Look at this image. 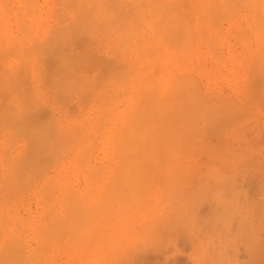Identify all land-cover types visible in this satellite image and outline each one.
<instances>
[{
	"label": "rangeland",
	"instance_id": "374dc122",
	"mask_svg": "<svg viewBox=\"0 0 264 264\" xmlns=\"http://www.w3.org/2000/svg\"><path fill=\"white\" fill-rule=\"evenodd\" d=\"M0 1H1L0 2V22H1L0 23V46L3 45L2 49L5 50L4 52L1 51L2 53L0 52V88H1L0 89V111L3 110L4 106L6 107V108L4 107L5 109L0 112V113L3 112V114L5 113V115L2 114L3 116L0 117V122H1L0 123V193H1L0 194V202L3 200L2 204L0 203V205L3 206V207L0 206V220H1L0 226H4L6 224H9L11 226V223H12V221L14 223V220H15V222H16V220H19V221L24 220L22 222L20 221L21 225L18 223L19 221L16 222L19 224V226H18V224L17 225L15 224V225L17 226L18 230L20 228L23 231V233H25V240H24L23 236H19L21 233H18L19 235L17 234V232L15 231L16 228L14 229V227L9 226V228H13V230L16 232V233H14L16 236L21 237L19 239H17V237H15V239H14V237H13L14 234L12 235V233L14 231L11 229V231H12L11 232L10 229L7 228L8 225H6L7 226L6 228L0 227V232L2 231V234L0 233V251H3L4 250L3 248H5V253H4V251L0 252V258H1V256L3 257L1 260L7 259L9 261L14 260L17 262L19 260L18 257L19 256L21 257L22 254L21 255L17 254L18 255L17 256L16 253H21V252H23L22 250H24V253L26 252L27 254H23L24 255L23 258L27 259L31 256V255H28L29 253L30 254L34 253L33 256L36 254L35 256L37 257V258L34 257V258H36L35 263L38 262L39 264H78V263L79 264H86V263H84V261L88 262L87 260H91V262L89 261L88 264H94V263H97V264H99V263L100 264L101 263L102 264H264V68L262 69V67H264V64H262L263 63L262 61H264V52L261 53L262 49L264 50V45H262V43L260 42V41L264 40V29L262 28V27H264V18H263L264 9L261 6V5H263V7H264V0H263V3H262V1L260 2V0H257L260 2L261 5L256 4L259 2H257L256 0H253V2L255 1L256 3L255 2L253 3V6H255V7L252 6L251 9L248 8L249 7L248 6L249 0H246L247 2H245L243 0L242 1L243 4H241L239 2L240 0H234V2H232L233 0H231L230 2H232V5H230V7H233V8H228L229 5H225V3L227 2L226 0H224V1L222 0L224 2V5L222 4V2H220L221 0L220 1L214 0V2L216 1L215 2L216 7L214 8V11L215 12L217 11V13L219 12L221 15H223L222 18H220V20H218V18H216V16H214V15H213L214 18L213 17L210 18L212 16V13L214 14V11L211 12L214 5L213 4L210 5L209 3H211L213 0H205V1H201V0H186V1L185 0H157V1L156 0H149V1L143 0V5H142L141 0H133V1L132 0H119V2L117 0H115V2L113 4H112V2L110 3V0H108V1L105 0V2L107 1V5H108V3H110V6L112 5L111 8L109 6L107 9H106V5H105L106 3H104V0H97L98 1L97 3H99L100 5L97 4L96 1H94L95 3H93V1H92V3L95 4V8H94V6H92L91 2H87L89 0H82L83 4L82 5L78 4L79 7L77 6V9L74 7H75V5H77V3L81 2V0H79L77 3L75 0H73V1H75L74 5L70 1V3L73 6L72 7L73 8L72 9L73 14L74 13H82L81 8H83V10H85L87 8H88V11L91 10L92 16L95 19L92 16H89V18L92 17L94 19V21L96 22L95 23L93 21V24H95V29L98 28V30H97L98 32L94 29V27L91 26L92 28H90L91 23H85L84 20L86 19V17H88L87 13L83 12L84 15L83 14L80 15L82 17L85 16V14L87 15L86 17H83L84 20L80 18L79 22L81 24L80 23L77 24L76 23L77 20L75 21V24H74V22L72 23V21H74L73 20L74 17L71 15L72 13L66 12L65 7H62V5H65L63 0H61V1H59V0H57V1H55V0H53V1L52 0H37L36 4L31 3V2H33V0L32 1L28 0L26 2H29V5H28V6H30L29 8L26 5L28 3H26V4L20 3L21 1H19V0H8L10 2H8L6 0H4V1L0 0ZM11 1H12V4H10ZM62 1H63V3H61ZM112 1H114V0H112ZM116 1L118 2V4H115V3H117ZM136 1H137V3L136 4L134 3L135 5L131 4L132 2H136ZM22 2L25 3V0H22ZM56 2L62 4V5L58 6L59 8L61 7L60 9L65 8L63 13L66 14L65 16L67 18V22H69L71 27H69V25H67L68 23L65 21L66 18L62 16L63 13L61 14V16L65 19L63 21H62L61 17H58L57 19L60 18V20H61V21L59 20L60 23H63L65 21V24L63 23L61 25V24H59L58 20L54 19L56 17L55 16L56 13H59V11H60L57 8L58 3L56 4ZM65 2H66V0H65ZM207 2H208V4H207ZM2 3H3V5L6 4L7 7L5 5L6 8L3 7L4 9H2L1 8L3 6ZM18 3L20 5V7L18 6ZM84 3H85L87 8H84L85 7ZM154 3H156V5ZM233 3H235V5H233ZM244 3H247V4H244ZM250 3H252L251 0H250ZM8 4H10V5H8ZM149 4H151V5H149ZM152 4H154V5L152 6ZM161 4H163L165 7ZM190 4L192 7L190 6ZM53 5H55L56 7ZM80 5H81V8H80ZM104 5H105V12H107L106 10L109 11V16H108V12L106 13V15L104 14L105 12L103 13L104 7H102V6H104ZM114 5L115 6L118 5L117 6L118 8L120 7L119 5H121V6H123L121 8V10H123V8H125V9L123 10V12L120 10L121 14H118V13H120V12H118L119 9L114 7ZM124 5H125V7H124ZM127 5L130 7H128ZM208 5L211 6V8H209V9H211L210 11H207ZM141 6L143 7L144 10H142ZM148 6H151V7H148ZM202 6H203V10H202ZM259 6H261L260 8H262L263 13H262V11H260V12L258 11V10H260ZM23 7L25 8V10H23L24 9ZM33 7H35V9ZM68 7H70V6H68ZM113 7H114V9L117 10V13L115 12V10H113ZM158 7H160V8H158ZM223 7H225V8L223 9ZM27 8H28V11L26 10ZM31 8H32V10H31ZM53 8H55V9H53ZM56 8H57V10H56ZM152 8H154V9H152ZM180 8H183V9H180ZM221 8H222V10H221ZM69 9H71V8H69ZM111 9L114 11V13H116L118 15L117 16L115 14L113 15V12L111 11ZM130 9H133V10H130ZM150 9H152V11H150ZM158 9H160V10H158ZM168 9H170L171 12L173 11V14L178 15L177 17L180 19L179 20L176 19V20H178L179 22L180 21L182 22L183 20L185 21L188 19L186 21V24H185V22L184 23L182 22V24L183 25L188 24L187 27H189L190 28L189 30H191V31L189 32V30H188L187 32L191 33L190 34L192 36L191 40H190V38H191L190 35H189L190 38L186 37L188 34H186L185 32H186V29H188V28L185 26L186 27L185 32L182 31L180 29L182 26L179 25V22H177L174 19L175 15L172 16L173 14H171L172 17L169 18L170 17V15H169L170 11ZM218 9H219V11H218ZM2 10H5V11H2ZM74 10H75V12H74ZM77 10H79L81 12H78ZM128 10L131 14L128 13ZM163 10H165L164 12L167 15H165L164 12H161ZM194 10L197 11V14ZM205 10L207 12H205ZM224 10L225 11L228 10L227 13L228 12L229 13L227 14ZM30 11H32V13L34 12V14H32V13L30 14ZM193 11L195 12V14ZM28 12H29V14H28ZM110 12H111L112 16L110 15ZM51 13H53V15L55 14L54 17H53V15H51ZM122 13H124V16L127 20H128V17L130 19L131 16L132 17L135 16L137 18V20L134 17L135 21H132L131 23H129V25H127V27L125 25H123L126 28H122L120 25L118 26V24H121V22L119 23V21H118L119 18H121V17H118V16H123ZM127 13H128V17H127ZM256 13H258L257 15L259 17L258 16L257 17L259 19H257ZM132 14H134V15H132ZM149 14H150V18H151V16L153 18V19L151 18V21H150L151 23L147 22L148 21L147 19L149 18ZM245 14H247L248 16ZM18 15H19V20L16 18ZM143 15L145 16V18ZM198 15H199V17H195ZM207 15H209V16H207ZM221 15H220V17H221ZM250 15L255 21L257 19L258 22L256 21L257 22L256 24L259 26L260 30L257 29L258 26L255 24V22L253 23V19L250 17ZM58 16H60V15H58ZM166 16L169 19H167ZM181 16H182V18H181ZM244 16H245V19L247 18V21H245ZM38 17H40V19ZM116 17H118V18H116ZM208 17L210 19H212V21L209 20ZM255 17H256V19H255ZM123 18L124 17H122L121 20ZM138 18H139V20H138ZM150 18H149V20H150ZM196 18H198V20L200 19V21H201L200 24H198L199 21H196L197 20ZM53 19L56 21L54 22ZM98 19H99V21H98ZM164 19L167 20V21L165 20V23H164ZM9 20H10V22H9ZM87 20L89 21L90 19H87ZM130 20H133V18H131ZM221 20H222V22H221L222 25L220 24ZM250 20H252V22ZM45 21L47 23H45ZM110 21H111V23H108ZM124 21H126V20H124ZM136 21H137V24H133ZM141 21L142 22L144 21L145 23L143 22V24H142ZM209 21L210 22L216 21L217 24L209 23ZM260 21H261L262 27L259 25ZM18 22H19V24H17ZM21 22L26 27L24 25H22ZM40 22H42V24H40ZM101 22H103L105 24H103ZM172 22L176 23V25ZM20 23H21V25H20ZM148 23L150 24V26L147 25ZM168 23L172 24V26H169L170 24H168ZM201 23L203 24L204 28L202 27ZM218 23L221 26L218 25ZM45 24L49 25L48 30L49 29H54V30L53 31L49 30V33H48V31L45 30L48 26L45 27ZM84 24H85V26H88V25L89 26L85 27ZM111 24L117 25L116 28H115V26H113V31L116 34H118V36L110 29H108V31L109 30H110L109 32L112 31L111 33H109L107 30H105V31H107V34L103 33L104 30L102 31V28L104 29V27L106 25H109V26H106L105 28H107V27L110 28ZM166 24H168V25H166ZM210 24H213V25H210ZM244 24H246V25H244ZM247 24L249 25V28L251 27L250 29H248ZM131 25H132V27H131ZM214 25L216 26L215 27L216 29L218 28L217 26L221 27V28H219L220 30H218L219 32L217 31L218 33L215 32L216 30L214 28ZM243 25L245 27H243ZM59 26H60V29H59ZM82 26H83V28H82ZM96 26H98V27H96ZM136 26H137V28H136ZM174 26L176 28L178 27L177 28L178 30ZM179 26H180V28H179ZM212 26H213V28H212ZM38 27H40V29ZM155 27H156V30H155ZM159 27H161V28H159ZM24 28H25V30H24ZM77 28H78V30H77ZM133 28H136L137 30L140 29L141 31L139 30V31H137V34H135L136 31ZM150 28H152V30ZM201 28H203V29H201ZM244 28L247 29L246 30L247 32L244 31L245 30ZM72 29L75 30L76 32L73 31ZM83 29L84 30L85 29L90 30L89 32H92V34H94L96 36L94 37V36H92V34H90V33L88 34V31L87 30L83 31ZM26 30H27V32H26ZM39 30H41V31L39 32ZM55 30H56V32H55ZM173 30H175V31H173ZM176 30H177V33H176ZM201 30L202 31L204 30V33H202ZM24 31H25V34H24ZM50 31L52 32V35H53V33H55L54 34L55 37L53 36L54 38H52ZM100 31L102 33H100ZM118 31L121 33L120 36H122L123 39H124V37H126V38L128 37L125 35V33L127 35L128 34L129 35L134 34V35H132L133 38L130 36V39H129L130 41H127L128 40V38H127V40L124 39L125 41L123 40V42H122V41H120L122 39H119L120 36H119ZM142 31H143V33L140 34ZM152 31L153 32L155 31L154 32L155 34L152 33ZM233 31L236 33L235 35L233 34L234 33ZM252 31H253V33H252ZM71 32H73V33H71ZM77 32H79L81 34L78 33V35H77ZM172 32H173V34H172ZM178 32L180 34L182 33L183 36L182 35L179 36ZM258 32H260V33L263 32V33L258 34ZM67 33H68V36H70V37L67 36ZM83 33H84V35H87V34L88 35L82 36ZM85 33H87V34H85ZM164 33H166V34H164ZM229 33L232 34V35L230 34V36H232V37L229 36ZM239 33L241 35L243 34L245 36V37L244 36L241 37V35H240L239 38H241L242 42H243V40H246L247 35L250 36V39H249L250 42H247L248 39H247V41H245L247 45H243V44H245V42H243V44H241L240 41H237L239 38L237 39L235 37H237L236 36L237 34L239 36ZM152 34H154V36H152ZM201 34L203 35V37H201L202 36ZM217 34H218V36H217ZM74 35H75V37H74ZM97 35L100 37H98ZM155 35L157 38L155 37ZM170 35H173V36H170ZM205 35L208 39L205 37ZM66 36H67V38H66ZM159 36H160V38H159ZM169 36L171 39L169 38ZM85 37H86V39H85ZM142 37H143V39H145L148 42L143 40ZM174 37H176V38H174ZM6 38H8V40H6ZM15 38H17L18 40L17 39L15 40ZM36 38H37L38 42H37V40L35 41ZM61 38H63V39H61ZM152 38H153V40H152ZM184 38H187L186 39L187 41L186 40L183 41ZM202 38L205 39V41L202 40ZM255 38H258V39L256 40ZM32 39H33V41H32ZM158 39H160V40H158ZM206 39L208 41H210V44H211V41H212V43L215 41L214 43H215L216 48H217L216 45L219 44L218 46L220 48L218 47L217 49H220V54L214 53V51L216 49L212 50L215 55L216 54L218 55V56L216 55L215 58H212V57H214V55L212 54L211 50H210L211 51L210 53L213 56L211 55V57H210V55L208 54L209 53L208 52L209 46H208V44H206V41H207ZM10 40L12 42L11 45L13 47L8 43V41L10 42ZM91 40H92V42H91ZM157 40H158V42H156ZM166 40L168 41V43L166 42ZM188 40H190L191 42ZM199 40H200V42H199ZM258 40H260V41H258ZM67 41H69V42H67ZM185 41L187 43H189V42L191 43V45H189L190 48H188V50L186 49L187 44ZM20 42H21V45H23V46L19 45ZM47 42H50V44ZM57 42H59V43H57ZM63 42H65V43H63ZM120 42H122V43L120 44ZM154 42L157 44H155ZM164 42H165V44H164ZM183 42H185V43H183ZM54 43H57V44H54ZM148 43L149 44L153 43V44L149 45ZM162 43H163V45H162ZM116 44H118V46L122 45V47L121 48L119 47V49H118L116 47ZM178 44H179V46H178ZM16 45H18V46H16ZM43 45H45L46 47H44ZM48 45H49V48H48ZM78 45H79V47L80 46H82V47L79 48ZM164 45H166V46L169 45L168 46L169 49L167 47H165ZM91 46H92V48H91ZM128 46H130V48ZM181 46H182V48H181ZM56 47H57V49H56ZM115 47H116V49H115ZM152 47L155 48L154 49L155 51L158 50L157 53L155 51L150 50V49H153ZM210 47L213 48V44H212V46L210 45ZM66 48H67L66 52L63 51ZM136 48H137L138 52L135 53V51H137ZM156 48H158V49H156ZM178 48H181V49H178ZM140 50H141V52H140ZM143 50L144 51L146 50V51L143 52ZM185 50H187V52H185ZM52 51H53V53H52ZM149 51L151 52V54ZM139 52H140V54H139ZM158 52H160V53H158ZM70 53H71V55H70ZM72 53L74 54V56L72 55ZM47 54H49V55H47ZM67 54L70 55V57L73 56V57H71L72 59H68L70 57H67L68 56ZM147 54H149V56ZM157 54H158V56H157ZM42 55H43V57H42ZM85 55L88 57H86ZM45 56H48V57H46L47 59L45 58ZM150 56H152L153 58ZM219 56H221V57H219ZM81 57H83V58H81ZM147 57L149 58V60L152 59V61L153 60L155 61V62L153 61V63H154L153 65H152V63L150 64L151 60L149 61ZM216 57H218L219 61L221 60L224 63H221V61H220L221 64L219 65V61L216 59ZM146 58H147V61H146ZM49 59H52V61ZM67 59L70 61H67ZM77 59H79V60H77ZM100 59L101 60L104 59L106 61L102 60V65H101ZM107 59L110 61L112 59L113 60L110 62L111 64L110 63L108 64V66L110 65V68L106 67L108 70L106 73V68H103L104 70L102 71L101 67H103L104 66L103 64L108 61ZM172 59H174V60L172 61ZM215 59H216V61H214ZM72 60H73V62H75L77 64L73 63ZM42 61H45V63H43ZM174 61L176 63H173ZM49 62H50V64H49ZM51 62L54 64H52ZM62 62H63V64L64 63H66V64L63 65ZM94 62L96 64H93ZM67 63H69V64H67ZM122 63H123V65H122ZM172 63L175 66H173ZM41 64H43V66ZM78 64H80L82 66H78ZM114 64L115 65L119 64L121 66V67L118 66L117 68L114 67L115 72H114V69L111 67V66H115ZM155 64H157V65H155ZM176 64L179 66L176 67ZM182 64H183V66L181 67ZM222 64H224V65L221 66ZM246 64H247V66H246ZM259 64H260V66H259ZM68 65H69V67L72 68V69H69V71H70L69 73H68V69H67ZM197 65L198 66L200 65L199 68ZM248 65L250 66L251 69L249 68ZM77 66L79 67V69ZM105 66H107V64ZM214 66H216V67H214ZM74 67H75V69H74ZM85 67L86 68L88 67L89 69L87 68V70H86ZM122 67H123V69H122ZM42 68H43V70H42ZM119 68H121L122 70ZM238 68H240V69H238ZM44 69H46V70L44 71ZM59 69H60V71H59ZM118 69H119V72L123 71L125 73L127 71V75L129 74L128 79H127V76L125 78L123 77L124 79H127L126 80L127 81L126 87H128V88H126V89L124 87L125 83L122 82V81H125L122 78V76L123 75L125 76V74L122 75V72H120V74H119ZM63 70H64V72H62V74H61V71H63ZM74 70H76L77 72ZM259 70H261V71H259ZM128 71H130V73L132 75L130 73H128ZM251 71L253 72L252 74H250ZM57 72H60V74ZM71 72H72V74H70ZM101 72H104V73H101ZM108 72H110L109 73L110 77L104 75V74L107 75ZM116 72L118 74H116ZM155 72L156 73L158 72V74H155ZM238 72H240V73L238 74ZM262 72H263V74H262ZM254 73H256V75ZM258 73L260 75L259 77L257 75ZM248 74L250 75V78H252V79L249 80ZM14 75H15L16 79L15 78L13 79ZM120 75H122V76H120ZM184 75H190L191 79H193V81H194V82L192 81V85H190L191 81H189L191 79L187 80L188 77L186 79ZM9 76L11 77V79ZM46 76L48 78H46ZM71 76H72V78H71ZM103 76H105V77H103ZM129 76L131 78H129ZM173 76H174V78H176L177 76L178 77L180 76V78L182 77L180 79L182 82H180V80H178L179 78L174 79ZM255 76H257V77H255ZM49 77H51V78H49ZM54 77H56V79H58L57 77H60V78L65 77V79L64 78L63 79L65 81L68 80L67 83L72 81V83H73V88H71L72 90H70V87H72V86H70V84H72V83L68 84L70 87L63 86L64 87V89H63L61 87L65 81L62 80L63 83H61L60 82L61 79L59 78L58 83H57L56 79L52 80V78H54ZM68 77L71 81H69ZM183 77L185 80H187L189 82L190 86L187 85L188 82L187 81L185 82ZM81 78H83V79H81ZM106 78H108V79L111 78V81L107 80L110 83H107ZM136 78L137 79L141 78V79L136 80ZM258 78H259V80H257ZM5 79H7V80L9 79L8 85H7V80H5ZM47 79L48 80L50 79V80L48 81ZM72 79H75V80H72ZM116 79H118L120 81L122 79V81L120 83H123L124 86H122V84L120 85V83ZM172 79H174L173 84H175L176 80H177V84H175L177 86L172 85ZM200 79H201V81H200ZM103 80H104V82H103ZM113 80H116L117 82L115 83V81L113 82ZM146 80H148V82ZM253 80L257 83H255ZM52 81L54 82V84ZM137 81L141 82L142 84L140 83V85H139ZM251 81H253V83H254L253 87H252V85H250V84H252ZM260 81L262 82L261 84H260ZM84 82H86V83H84ZM149 82L151 85H153L152 87L155 88L154 90L152 88V91L153 92L155 91L154 100L151 98V97H153V95H152L153 92L148 94L149 92L147 93V90L144 91L145 90L144 88L147 85H148L147 86L148 90H151V88L149 89V87L151 85L149 86V84H147ZM9 83L15 85V86H13V85L12 86L15 88V90H17V92H18V90L20 91L19 93H21V94H19V93L17 94V92H16L18 97H16V94H15V97L11 96L12 94H10V93H13V94L15 93L14 89H13L14 91L10 90V93H9V90L5 87V86H8V88H10L9 86L11 84L9 85ZM56 83H57V85H56ZM67 83H64V84L67 85ZM101 83H102V85H100ZM178 83H179V85H178ZM180 83H182V84H180ZM194 83H195V85L199 86L200 91L196 90L197 86L194 87V89L192 88ZM19 84H21L22 86H19ZM48 84L52 85V86L50 85L51 88L57 87L58 89L55 88L56 89L55 90L53 88V90H52V89H50V86ZM98 84L100 86H98ZM145 84H147V85L145 86ZM262 84H263V86H262ZM96 85L98 86V88H96L97 90L95 91L94 87H96ZM113 85H115V86L113 87ZM142 85L144 88L142 87ZM181 86H183V87H181ZM258 86H260L259 87L260 89L257 90ZM119 87H124L123 89H125L128 93L125 91V93L123 94L121 91L122 88L120 89ZM174 87L178 88V89H176L177 93H176V90L174 89ZM4 88H6L8 91H5ZM59 88H61V90H63L64 92L66 91L65 89H67V92H69V93H66V92L65 93L68 94L67 96L70 95L69 98L72 96L71 99H69L65 95H63V96L61 95V99H63V98L64 99L60 103L61 99L58 100V97H57L58 92H56L57 90L58 91L60 90ZM76 88L79 89L80 92L77 93V91L75 92V90H73ZM117 88H119V89H117ZM185 88L188 89V91ZM190 88H191V90H190ZM10 89H12V88H10ZM168 89L169 90L172 89V92L171 93L169 92L170 95H169V93H167V91H169ZM183 89H184V91H183ZM25 90H27V91H25ZM83 90H84V93L87 95V97L85 96V94L80 95V93H82ZM179 90L181 92L183 91L182 94L187 92L186 93L187 95L184 94L185 95L184 96L181 94L182 95L181 96L179 93L180 92ZM73 91L75 93H73ZM55 92L57 93L56 96H55V94H56ZM64 92L60 91V93H64ZM94 92L96 94H94ZM108 92H109V94H106ZM123 92H124V90H123ZM194 92H195V94H194ZM25 93L27 94L26 97L24 95ZM92 93L94 95H92ZM145 93H147V94H145ZM125 94L128 96H126ZM175 94H176V96H177V94L180 95V96L178 95V97H177V101L179 100L178 102H180V103H177L176 100H173V98H176ZM200 94H202V95H200ZM7 95H10V97H7ZM50 95H51V97H50ZM129 95L132 96V98ZM167 95H169V96H167ZM19 96L23 99V100L20 99V102L23 101L25 103L22 102V104H21L19 102V100L17 101V99L20 98ZM23 96H24V98H23ZM31 96L35 98V101H37L36 104L39 103V105L37 104L38 105L37 108H39V106H41L40 108L42 109V104L44 105L43 107H45V108H43L42 110L39 109V110H41V112L43 110L46 111V109L48 108L49 111L50 110L52 111L53 114H51V115L53 117H51V116L43 117L45 114H46L45 116L49 115V114H47L49 111H46V112L43 111L44 113L43 112L42 113L37 112V116H36L35 111H38V110L32 108V107H34V108H36V107L33 106V104L31 105L32 101L34 100ZM58 96H60V94ZM64 96L66 97V99L68 98L70 101L67 100L68 102H66L65 101L66 99ZM80 96H82V97L85 96V98L83 99ZM188 96L189 97L194 96L195 99H193L194 97L188 98ZM198 96H200V97H198ZM102 97L104 99H106L107 102ZM202 97L205 99L206 102H203ZM55 98H57V99H55ZM79 98L82 100V102L86 100L87 103L82 104V102ZM101 98H102V100H101ZM170 98H171V100L174 101L173 103L174 104L176 103V104L174 105L171 102V103H169V104H171L169 107H164V108L169 109V110H166V111H168L166 116L167 115L168 116L172 115V117L174 116L172 118L173 120H171V118L169 117V119L171 120V123L175 122L173 124H175L177 126H178V124H176V123H179L180 125H182L181 127L174 126L171 123L169 125V122H170L169 120L160 121L162 119L161 118L162 115H159L158 113L161 112L160 109L161 110L164 109V108H162L163 105L161 102L164 101L163 103H165V100L168 101V100H170ZM181 98L183 100L186 99L185 101H186L187 106L189 104L188 107L191 106V108L186 107V104L184 103V101L183 102L180 101ZM199 98L200 99L202 98L201 99L202 101L201 100L199 101L198 100ZM9 99H13V100L9 101ZM108 99H109V101H108ZM6 100L8 101V103L10 102V105H12L15 112L17 111L18 108L21 107L19 104H21L23 106V107H21V109H18V111H17V112H20L19 110H21V114L15 113L16 115L17 114L19 115V116H17L18 118L16 117V115L14 113H13L14 114L13 116L12 115L8 116L9 112L11 111L10 110L11 108H8L6 106V103H7ZM77 100H79V101H77ZM99 100H101V102ZM132 100H133V102H130ZM140 100L142 103H143V101L146 102L147 100H149L148 101L149 104L153 103L152 105H154V109H150L151 105L149 106V104L146 105V103H143V105H142V107L144 106L143 107L144 109L147 107H148L147 108L148 110L150 109L149 111L146 109L147 112L150 114L149 115L146 112L147 119H149V120L146 119V116H144V119H143L144 114L142 115L141 112L145 113V111L143 110V108L141 106H140L141 111L139 109L140 116L138 114V111H136V109H138L139 104L141 103ZM150 100H151V102H150ZM189 100H191V101H189ZM193 100L194 101L198 100V101L194 102ZM35 101H34V105H35ZM63 101L65 102V105H62V104H64ZM71 101H73L74 103ZM69 102H71V103H69ZM109 102H110V104H108ZM168 102H170V101H168ZM168 102H167V105H168ZM191 102H193V103H191ZM58 103H60V104H58ZM181 103H184V104H182L183 107L180 105ZM216 103H219V104L216 105ZM29 104H30V106H29ZM101 104L102 105L104 104L105 106H102ZM111 104H114V105H111ZM144 104L146 105V107ZM197 104H199V105L197 106ZM206 104L209 107H211V109H209V111L207 109L208 106H206ZM210 104H212V105L214 104V105L210 106ZM7 105H9V104H7ZM82 105H86V106H82ZM107 105H108V108H107ZM159 105H161V106H159ZM172 105H174V107ZM200 105H202V106H200ZM1 106H2V109H1ZM24 106L27 109H28V107H29V109L32 108L31 110H29V109L28 110L30 112L31 111H33V112L30 113L28 110H26V108ZM109 106H111L112 108ZM199 106L201 107V109ZM170 107L172 110L170 109ZM181 107H182V109H181ZM217 107L219 110L217 109ZM222 107H224L223 108L224 110H222V111H224L225 113H227V111L229 113V111H230V113L225 114L223 112V114H225V115L224 116H223V114L221 115L222 111H220V109H222ZM22 108H24V111L22 110ZM74 108H75V111H78V112H75ZM109 108H111V109H109ZM151 108H153V106ZM174 108H176L177 112H176V110H173ZM205 108L207 109V112H205L206 111ZM213 108H215L216 110ZM70 109H72V110H70ZM190 109H191V111H190ZM198 109L200 112L198 111ZM130 110L137 112L138 116L134 112L132 115L135 114L134 116H136L138 119L140 117L141 121L143 119V121L141 123L145 124L144 127L147 126L148 123H149L150 127L153 125L152 123H154V125H156V126H154L155 127L154 129H156V130H154L153 128H149V126H147L150 130V133L152 132V130L154 132V133H152L153 135L151 134V137L154 136V134H155V136H158V137L154 138L155 140L153 139V137L148 139V140H153L154 143L157 141L156 148H159V149L155 150V148L153 146V148H154V150H153L152 147L150 146L153 151H156V153L155 152L152 153L153 151L151 152L152 156L154 154V156H153L154 160L152 158V161L148 160L149 157L146 158L145 155H143V154H146L147 156L150 155L149 150H146L149 147L144 148L145 145H144V147L142 146V144H143L142 142L146 141L147 137H146V139L141 138L143 140L141 142L140 141L141 139H139V140L137 139V137H136L137 135L135 133V130H130V127L128 130V131H133L131 133L132 134L134 133L135 136H133L134 134L132 135L131 133L129 134V132L128 133L126 132V130L128 129V126H131L130 122H129L130 118L132 116V115H129V112H131ZM182 110H183V112H182ZM202 110H204L205 114L203 113ZM214 110L216 111V114L213 112ZM22 111H23V113L26 111L25 112L26 115L25 114L23 115ZM51 111H50V113H51ZM150 111H151V113H150ZM79 112H82V113H79ZM169 112H170V114H168ZM197 112H198V114H197ZM232 112H233V115L231 114ZM11 113H12V111H11ZM33 113H34V116H33ZM107 113H108V115H106V116L108 118L106 116H103ZM164 113H165V111L160 113V114H164ZM237 113H238V115H237ZM80 114H81V116H80ZM175 114L177 115L178 118L175 116ZM190 114H191V116H190ZM100 115H102L103 117H101ZM196 115L198 117H196ZM211 115L214 116L215 118H212ZM4 116L5 117L7 116V118L3 119ZM11 116H12V119L15 116L13 119L14 122L10 118ZM134 116H133V118H134ZM158 116H159V118H158ZM166 116L164 114V116H162L163 119H165ZM186 116H189V117H186ZM218 116L221 118V120L218 119L219 118ZM232 116H233V118H232ZM27 117H28V119H27ZM50 117H51L50 120H52V118H53L55 120V122L57 123V126L55 128H56V130L59 129L57 131H58L59 137L61 136L60 138L58 137V135L56 137L55 133L57 131L55 130V128L54 129L50 128V127H52V126H50V121H49ZM152 117H153V120H151ZM175 117L177 119H179V117H180V120L178 121ZM199 117L202 119H200ZM216 117H218V118H216ZM30 118H32L31 121H30ZM45 118L48 119L49 123L48 122L47 123L49 125L46 123L47 119L45 120ZM97 118H100V120H101V118L103 119L102 120L103 123H101L100 126L105 124L104 127L102 129H99V124H98V127H97L98 131H97V128L95 127L97 132L94 130L95 128H93V130L97 134L96 133L94 134L93 132H87L86 130H89V128L91 129L94 126V124L96 125L98 123L99 119H97ZM137 118L132 119V121H131L132 124L133 123H134V125L136 124L135 127L138 126L137 123L140 122V119L138 121ZM154 118H155V121H154ZM206 118H208V119H206ZM2 119H3V121H2ZM18 119H21V120H19V121H21V123L17 122ZM42 119L45 120V122L44 121L43 122L45 124H47V128H48V126H50L49 128L51 130H49V128L43 129V127L39 126L40 125L39 123L42 122L41 121ZM158 119H160V120H158ZM166 119H168V118H166ZM192 119H193V121H191ZM212 119L213 120L217 119V121L216 120L213 121ZM224 119H226L227 121ZM4 120L6 121V123H5L6 126L4 124V122H5ZM35 120H36V122H35ZM100 120H99V123H100ZM134 120H136L137 123L134 122ZM196 120L198 121V123ZM206 120H207V122H206ZM208 120H210V122ZM7 121H8V123L13 122L10 125L12 127H13V124H16V125H14L15 129H13L14 127L10 128V126L7 125ZM145 121H147V122H145ZM151 121H153V122H151ZM55 122H53V123H55ZM185 122L187 123V126L189 128L186 126H183ZM216 122H218L219 124ZM227 122H228V124H227ZM22 123L24 126L26 123V126L25 127L21 126ZM35 123L37 125L38 124L39 125L38 126L36 125L37 130L34 131V133L36 134V132H37V134H39L42 130H44V132L40 133L39 134L40 136L36 134L37 135L36 137H34L35 134L32 133V136H33V138H32L31 133L29 131L30 130L29 127L31 128V130L33 132V130L36 129V126L34 125ZM42 123H41V125H42ZM53 123H52V125H53ZM191 123H192V125L190 126ZM143 124H142V126H143ZM193 124H194V128H193ZM139 125H140V123H139ZM114 126L117 128L119 127L118 128L119 131H118V129L116 130V128H114ZM225 126H227V127H225ZM39 127H41V131L38 132V130L40 129ZM132 127L133 126H131V128ZM135 127H134V129H135ZM138 127L140 128L141 126H138ZM138 127H136V130ZM174 127H177V128H174ZM205 127L208 128V130ZM223 127H225V128H223ZM121 128H122V130L125 128V130H123V131L126 132L127 135H125L126 133L123 134V131L121 130ZM162 128L164 129V132L162 131L160 133V130ZM215 128H218V129L216 130ZM231 128H232L233 132L230 130ZM8 129L11 132H13L12 135L16 132L14 134V136L10 135V132L8 131ZM23 129H25V131H26L25 133L23 132L24 131ZM186 129H188V130H186ZM189 129L190 130L193 129V130L189 131ZM222 129L224 130L223 133H222ZM14 130H15V132H14ZM54 130L56 132H54ZM141 130L142 129H139V131H141ZM210 130H212L213 132ZM227 130H230V132H232V133H228ZM139 131H138V133H140ZM158 131L160 134H158ZM20 132H22V133H20ZM47 132H48V134H47ZM71 132H73V134L75 133V136H77L79 134L80 136L78 135L77 137L79 139H81L80 140L81 142L78 141L76 143V140L78 138L75 137ZM116 132H119V133L117 134ZM145 132H146V130H145ZM172 132H174L173 134L175 136L177 135L176 138L173 136ZM19 133L21 135L20 137H19ZM44 133L47 137V138L45 137V139L43 137V136H45V135H43ZM89 133H92L93 136ZM150 133H149V135H150ZM179 133H182V134H179ZM121 134L125 135V137H123L124 139L122 138L123 141L125 139L127 140L126 137H128V139L130 141H127V142L124 141L123 143L121 142L122 144L118 143L119 147H122L120 145H124V144L126 146V143H128L127 145H128V149H129L130 148L129 145H131L133 142L134 143V145H133L134 149H136V150L141 149L140 152L143 151L142 149L145 150V153H142L143 156L141 155L140 152H138L136 150L134 153H132L133 151L131 152V154H133L132 155L133 159H135V158L137 159L139 157V159L141 160L139 163H138L139 159L137 162H136V159L134 160L136 163H138L137 167H136L135 163L134 164L132 163L133 159L130 158V157H132L131 155H129L130 153L128 154L126 150L124 151L126 153V155L128 154V157H127L124 155L125 153H123V151H122V149L123 148L126 149L127 146L122 147L121 151H122L124 157L122 156L121 158H124V160H126L125 157L128 158V160L123 161V162L127 163V161H129V159H132V161H130V163H132L134 166V167H129L128 169H125V170H128L127 172L129 173L128 175H127V173H126V175L124 174L125 177L128 176L129 180L126 177V181L128 180L127 182H129V183L126 182V185L123 183L124 186H119V184H121L119 182L123 178L125 179V177H123V176H122L123 178L118 177L119 175L122 174L121 170L123 168L122 165L124 164V163H120L122 159L119 157V154L121 152L118 151V148H116V151H118L120 153L117 152L116 155L118 154L117 155L118 157L114 158V159L117 160V162H119L118 160H120V162H119L120 163V166H119L120 171L119 172H121V174L116 173L117 170L115 171V173H116L115 175L118 177L117 179L119 180L121 178L120 181L118 182V180H117L115 183V181H113V179H111L113 177H111V174H110L113 171L110 170V173H107V171H106L109 169H114V167L112 168V166L114 163L113 161H115L114 159H110L111 158L110 155H112V151H110V150H111V148H112V150H115V149H113L115 147V143H113L111 145V143H109V142L112 140L116 141L117 139H118L117 141H121L120 140L121 136H122ZM229 134L230 135L232 134L233 136L232 135L230 136ZM94 135H96V138ZM116 135H117V137H115ZM141 135L144 136L145 134H141ZM180 135H181V137H179ZM224 135H226L227 137ZM38 136H39V138H38ZM54 136L56 139L53 138ZM172 136L174 138H172ZM40 137L43 140L40 139ZM129 137H131L132 139H130ZM133 137L135 138V140H133L134 139ZM139 137L140 136H138V138ZM159 137L162 138L161 141H160ZM188 137H190V138H188ZM196 137H198L197 140L195 139ZM22 138H23V140H22ZM25 138H26V140L29 139V141H27L26 143H24L26 141V140H24ZM75 138H76V140H75ZM114 138H117V139L115 140ZM143 138H145V137H143ZM201 138L203 140H199ZM17 139H18V143L20 145L17 143ZM30 139H32L33 141H31ZM52 139H54L55 142ZM136 139L138 140V143H137ZM175 139L179 140V142L175 141ZM37 140H39L40 143H38L39 141L37 142ZM49 140H52L53 142L47 144V142ZM131 140H133V141L131 142ZM198 140L201 141L200 146L204 147V150L206 149L205 147L208 146L206 151H204V150L202 151L203 153H199L201 151H199L200 150V148H199L200 142ZM41 141H44V143L43 142L41 143ZM82 141H83V143H85V141L87 142V143H85V146L82 144ZM117 141H116V143H117ZM134 141H136V142H134ZM58 142H59L60 146L57 145ZM63 142H64V145L67 144L66 147L61 146V145H63ZM79 142L83 146L79 145ZM139 142H141V144H139ZM152 142L150 141L149 144L150 143L152 144ZM53 143H56L55 148L54 147H51L54 149L49 148L50 144L52 145ZM129 143H131V144H129ZM135 143L139 144L143 148H140V146L138 147L137 145H136L137 147H134ZM203 143H205V146L203 145ZM210 143L213 144V149H211V147L209 148ZM42 144H44V145L42 146ZM118 144H116V146ZM181 144L182 145L185 144L186 147L182 146ZM160 145H162L161 146L162 149H161V147H159ZM163 145H164V147H163ZM191 145H193V146H191ZM194 145H198L199 147L196 149H193V148H195ZM225 145H226V147L229 146L228 147L229 149L224 148ZM27 146L29 148H27ZM41 146L43 147V150H45L46 154L47 155L49 154L48 156L46 154H44ZM45 146H47V147H45ZM52 146H54V145H52ZM179 146H182V147H179ZM187 146L189 147V149H187ZM32 147L34 148V150ZM35 147H36V149H35ZM37 147L39 149L41 148L40 150L42 152L38 151L39 149H37ZM61 147H63V148H61ZM215 147H217L218 149L217 148L215 149ZM131 148H132V145H131ZM133 148H132V150H134ZM49 149H51V150H49ZM55 149H56V153L54 151ZM214 149H215L214 152H216L217 150L219 152L222 151L223 156H222V152H220V154H218V152H216V157H215V153L213 154ZM23 150H25V151L27 150L25 153L26 156L24 155V153H22ZM35 150L39 153H37ZM58 150L59 151L61 150V152H60L61 154L58 153ZM63 150H64V152H63ZM89 150H91V153L89 152ZM106 150H107V152H106ZM225 150H227V152H225L226 154L228 153L227 155L224 153ZM47 151L49 153H47ZM50 151H53V152L50 153ZM129 151H131V149L128 150V152ZM5 152L9 154V155L7 154L9 157L6 156ZM27 152H28V154H27ZM34 152L36 153V155ZM78 152H80V153H78ZM205 152L206 153L209 152L210 154H205ZM30 153L31 154L33 153L35 156H37V157H35L36 158V164H38L39 162H41V163L43 162L44 158L40 160V158H41V156H39L40 153L44 154L42 157H47V158L51 157V158H49V160H51V161H48V159H47V161H45L46 160L45 159L44 163L45 162H47V164L49 163L48 166L50 167L51 164L56 161L50 167V169L53 167L52 170L48 169L47 165H46L47 167L45 166L46 163L45 164L42 163V164H44L43 166L45 168H47L48 170H46L42 166V164H41L42 167L38 166V168H37V165H35L36 168L34 171L37 173L33 172V170L31 168L29 170L27 168L28 165L26 164L27 165L26 166L24 164V162H25V160H28L27 159V157H28L30 160H28V162L27 161L26 162L29 164V162L34 158V155L33 154L30 155ZM77 153L79 154V156L81 158V159L79 158L80 159L79 162H83L82 164L77 161V158H76V155L78 157ZM122 153L120 155H122ZM211 154H212V156L213 155L214 156L210 157ZM179 155L180 156L182 155L181 157H183V158H181V159H183V160L185 159L184 160L185 162L183 160L181 161V159L179 158ZM189 155L192 157H195V158L194 159L189 158L190 157ZM203 155H205V156H203ZM206 155H209V157ZM53 156H56V158ZM74 156L76 159H72V157L74 158ZM112 156L114 157L115 153ZM217 156L219 157V159H216V158H218ZM22 157H25L26 159L22 158ZM207 157L210 159H208ZM37 158L40 161H38ZM57 158H59V160H57ZM18 159H20V160L18 161ZM22 159L24 160V162H22L23 161ZM71 159L73 161H71ZM168 159L170 161H166ZM178 159H180V160H178ZM81 160H83V161H81ZM147 160L150 161L151 163L148 162ZM157 160H159V162ZM20 161L23 164L22 166L24 167V165H25L24 168L27 169L28 173L31 174V176H29V177H32V178H30L29 180L26 179L27 176L24 175L25 172L21 174V172L23 171L24 168L19 167L21 165L20 163H19L18 167L20 169L22 168L21 169L22 171H20L18 169V167L16 168V166H17L16 163L20 162ZM179 161H181L180 167H179ZM70 162H72V163H70ZM147 162L150 165L148 164V166H147ZM153 162L156 164V167H155V164ZM168 162L170 164V167L168 166V164H166ZM78 163H79V165L80 164L81 165L79 166ZM119 163H118V165H119ZM182 163H185V164H182ZM197 163H202V164H200L201 166H199V164H197ZM31 164L34 165L35 161H34V163H31ZM106 164H107V166L105 169L104 165H106ZM115 164H116V162H115ZM143 164H144V166H143ZM159 164H161L159 166L160 168L158 167ZM175 164H176V166H175ZM186 164H187L188 168L183 170V165L185 166ZM203 164H206V165L203 166ZM30 165H29V167H30ZM97 165L98 166L100 165L101 168H102V165L104 166L105 170H102V172L104 173L103 176L101 174V171H100V175H97V172L95 171V170H97V168L96 169L94 168V166L97 167ZM108 165H110V166H108ZM126 165L127 164H125V167H126ZM128 165H130V164H128ZM165 165H167V168H168L167 170H169V171L165 170L166 169ZM77 166L79 167V169ZM31 167H32V165H31ZM76 167L78 170L76 169ZM115 167H116V169L118 168L117 164ZM177 167L179 168L178 170H177ZM98 168L100 169V167H98ZM144 168L145 169L147 168V170H144L142 172L141 170H143ZM156 168H159L158 171L156 170ZM184 168H186V167H184ZM195 168H197V169H195ZM210 168H211V170H210ZM10 169H11V173L13 171H16L18 173V171H19V174H17L15 172V174L17 176L15 175V177H14L13 176L14 173L11 174L9 171ZM25 169H24V171H25ZM92 169H95L94 172H96V173H92L93 172ZM172 169H174V170H172ZM76 170H77V172L75 173ZM153 171H155L154 172L155 174L152 175ZM161 171H163V173H161ZM123 172H124V169H123ZM146 172H147V174H146ZM28 173H27V175H30ZM39 174L41 176H39ZM68 174H70V175H68ZM113 175L114 174L112 173V176ZM144 175H145V177H144ZM86 176L88 178H90V184L93 186H91L90 184H88V185L86 184L87 181L89 180L88 179L86 182L84 181V180H86L85 179ZM149 176H150V178H149ZM22 177H26V178L23 179ZM49 178H50L51 182L49 180H47ZM106 179H108L107 183H105L107 181ZM110 179L113 183H115V185L117 183H119L118 186L113 185L111 183ZM161 179H162V181H161ZM48 181H49V183H51V185H50L51 188H49V190H48L49 192L46 190L47 187L43 186V184L45 185L46 182H48ZM91 181L93 183H91ZM95 181H96V184H95ZM133 182L137 183V185H135L136 188H134V186L132 185ZM7 185H9V188ZM147 185H149V186H147ZM140 186H142V187L139 188L140 189L139 190L138 187H140ZM71 187L74 189H72ZM89 187H91V188H89ZM103 187L105 188L104 189L105 191L106 190L110 191L109 189L113 190L112 192H114L115 195L117 193L120 194L117 191H120V192L122 191L121 194H123L124 196L122 195L121 201H122L123 197L126 196L127 198L126 197L125 198L127 200L130 197L129 198L130 202L127 201L126 199H124L128 203L126 201H124V202L122 201L123 202V204H122V202H120V200L117 199V197L115 195H113V196H115L116 199L112 201L113 196H112V194H110L112 192L111 191L108 193L105 192L106 193L105 195H107L106 200L108 197L111 201L107 200L108 201L107 202L106 200H104L105 197H104V199L99 197V198L103 199V201H101V202L102 203L104 202V203L102 204V206H98V207H102V209L100 211H99V209H97L98 211L95 210L96 206L98 205L97 202H100V201H97L96 198L98 197V194L100 195L102 193L101 189L103 190ZM43 188H46L45 189L46 193L48 192V194H50V199L48 198L49 195H47V198H45L46 195L44 193ZM88 188H89V190L92 189L93 191H95L94 193H96V194L92 193V190L89 191ZM128 188H129V190H128ZM42 189H43L44 194L40 195L39 191ZM8 190H9L10 194L8 193ZM72 190H74V192L76 191V195L74 194L75 199L73 198L74 195H72L73 194ZM99 191H100V193H99ZM124 191H130V192H128V194H127V192H124ZM67 192L69 194H67ZM70 192L72 193L71 194L72 196H70ZM97 192H98V194H97ZM118 194H117V196H119ZM6 195L8 196V198ZM68 195L70 197H72L71 199H68V201H67L68 204L72 203L74 201L77 204H75V202H74V203H72V205L70 204L71 207H70V205L68 206L67 202H65V198H66V200H67V198H69ZM95 195H96V197H95ZM133 195H134V197H133ZM4 196H6V197H4ZM100 196H102V195H100ZM22 198H23V200H21ZM131 199L133 202L131 201ZM42 200L44 201V203L42 202ZM117 200H119V202L117 203L118 206L116 205V207H118L120 209L122 208L121 209L122 212H123V210H125L123 212V215L121 214V216H123V217H120V214H119V217L116 218L117 214H118V210H116L117 208L116 207L113 208L115 211H117V214H115L114 210L111 207H110V209L108 207V206H110L108 203L111 202L112 204L114 203L113 205H115V203H116L115 201H117ZM140 200L142 202H140ZM7 201H8V204H6ZM105 201H106V203H105ZM139 202L141 204H139ZM119 203H120V205H123V206L121 207L119 205ZM124 203L126 204L125 206H124ZM134 203H136V204H134ZM73 205L75 206V208H79L78 209L79 211L75 209L79 215L72 213V214H74V216H73L70 213V211L72 210L71 208H74ZM76 205H78V206H76ZM100 205H101V203H100ZM67 206L71 209L70 211H69ZM124 208H126V209H124ZM127 208L130 209L129 210L130 212L127 211L128 210ZM1 209H3V210H1ZM111 209L113 210L112 211L113 213L111 212L112 214H110ZM120 209H119V211H120ZM51 210L52 211L54 210V211L51 212ZM75 210L73 209L72 211H75ZM49 211L53 214H51ZM76 211H75V213H76ZM100 212H101V214H103L102 217L104 219L106 218L105 220L107 222H104V219L101 217V215H99ZM128 212L131 214H129ZM107 213H109V214H107ZM124 213H126V214H124ZM45 214L47 215V217L44 218ZM54 214H57V216ZM112 215H114V216H112ZM49 216L50 217L53 216V217L50 218ZM54 216L56 218H54ZM90 217H92V218H90ZM93 217H97L98 219L95 218V219H97V221H95V220L93 221ZM136 217H137V219H136ZM22 218H24V219H22ZM47 218L48 219L50 218V220L52 219L51 221L54 224L49 220L48 221L46 220L47 223H49V224L52 223L53 227H55V224L57 225L56 226L57 229L56 228L55 229L57 230L56 233L57 232L58 233L56 235H54V233H52L55 230H53L52 232L48 231L49 230L48 228H50V226L46 227L47 225H46L45 219H47ZM87 218L88 219L90 218V220L92 219V221H90V220H89L90 222L86 221ZM120 218H122V219L120 220ZM109 219H111V221L113 219L114 220L112 221V223H110ZM99 220H101V221H99ZM125 221H127V222H125ZM124 222H125V224H124ZM2 223H3V225H2ZM101 223L103 225H105L106 227L103 226ZM104 223H107V224H104ZM93 224H96V225H94L95 226L94 228L91 226ZM15 225H12V226H15ZM52 225H51V227H52ZM107 225H109L111 227H108ZM124 225H125L126 229L124 228ZM120 226H121V228H120ZM1 229H3V230L5 229V230L3 231ZM45 229L47 231H45ZM76 229L78 231H80V233L81 232L83 233V237L81 235L82 233L78 234V237L80 235V239L81 238L83 239V240L82 239L81 240L83 241L84 244L78 243L80 239H78L76 244H75V238L74 237L77 234L75 233L74 234L75 236H74L73 233L75 231H77ZM101 230H106V231L111 232L109 234L108 232L103 231V234L106 232L107 236L109 235L108 238H106L107 236L105 237V234L102 235ZM113 230H115V231L113 232ZM50 231H51V229H50ZM85 231L87 233L92 234V235H90V237L92 239L90 238L89 241H88V238L86 237L87 233H85ZM97 231H99V232L96 233ZM5 232L8 233V235H6ZM32 232H34L35 234H38L41 237H39L37 235L38 239H35L36 236H34V233H33V235H31ZM47 232H49V233L47 234ZM113 233H115V234H113ZM9 234H11L10 236H12V237H9ZM42 234H44L45 239H44ZM51 235H54L53 238L51 237ZM71 235H73L74 237H72ZM99 235L100 236L102 235L103 237L102 236L98 237ZM32 236H34L35 238L33 237L34 239H32ZM111 236H112V238H110ZM114 237H115V239H113ZM12 238H13L12 243H10ZM98 238H100L99 242H98ZM101 238L102 239L105 238L104 239L105 241L102 242ZM72 239H74V240H72ZM17 240H21V241L23 240L22 241L23 243L21 242V245L19 244L20 247L22 246V244L24 246V249L22 246L21 251L19 250L20 249L19 245H18L19 241H17ZM38 240L39 241L41 240V241L39 242ZM93 240H96V241L94 242ZM6 241L7 242L9 241V242L7 243ZM14 241H17V243H15ZM91 242H92V244L95 245L96 249L98 248V250H96L95 247H93L94 245L91 244V246H90L89 243H91ZM106 242H107V245H106ZM9 243H10V245H9ZM13 243H15V244L13 245ZM41 243L45 244L46 247L42 248L44 246H42ZM85 243L89 244L88 246L90 247L89 248L88 246H86L87 251L84 250L85 246L84 247L82 246V245H86ZM100 243H102V244H100ZM103 243H105V244H103ZM67 244L69 245L68 247H67ZM79 244H80V246H79ZM110 244H111V247H110ZM15 245L18 247H16ZM101 245L102 246L106 245V246L105 247L103 246L104 247L103 248ZM6 246H8V247H6ZM9 246L11 247L10 249H9ZM37 246H39V247H37ZM12 247L15 248L16 252L12 251V249H13ZM74 247H75V249H74ZM1 248L3 250H1ZM38 248H40L39 251L37 250ZM7 249H9V251L11 250L13 252L14 255L12 253L10 254V255H12V257H14L13 259H12V257H10V259L8 258L10 255L6 257V255L9 254ZM17 249H18V251H17ZM82 249L84 252L82 254H80V252H82ZM91 249H93V252H94V249L97 252H94V254H88L91 251ZM41 251H43V252L41 253ZM6 252H7V254H6ZM40 253L42 254L43 257L41 256ZM85 253H87L88 255H85ZM90 253H92V251ZM3 254H6V255H3ZM102 254H104V255H102ZM26 255H28V257ZM33 256L30 258H33ZM38 257H40V258H38ZM72 257H73V259H72ZM15 258H16V260H15ZM1 260H0V264L1 263L2 264H5V263L9 264V261L5 260L4 262L3 261L1 262ZM21 260L24 261V259H21ZM80 260H82V261H80ZM92 260H94V261L92 262ZM23 261H21V262H23ZM10 262H12V261H10ZM16 262L15 263L13 262V263L16 264ZM31 262H32L31 260L30 261L28 260L29 264L34 263V261L32 263ZM26 263H27V261L24 264H26Z\"/></svg>",
	"mask_w": 264,
	"mask_h": 264
},
{
	"label": "bare ground",
	"instance_id": "6f19581e",
	"mask_svg": "<svg viewBox=\"0 0 264 264\" xmlns=\"http://www.w3.org/2000/svg\"><path fill=\"white\" fill-rule=\"evenodd\" d=\"M3 1H4V0H3ZM6 1H8V0H6ZM19 1H21L20 3H23V4L28 3V4H26L27 6L29 5V2H26V1H28V0H25V3L22 2V0H19ZM29 1H30V0H29ZM31 1H32V0H31ZM52 1H53V0H52ZM55 1H57V0H55ZM59 1H61V0H59ZM59 1H58V2H59ZM63 1H64V4H65V5H62V4L58 3V2H56V4H57V3L59 4V5L57 4V8L60 10V11H59L60 14H59V13H56V15L54 14V15L56 16L54 19L58 20L59 24L62 25L63 23L65 24V21L67 22V18H66V16H65L66 14L63 13V12H64V9L66 8V12L72 13L71 15L74 17V19H73L74 21H72V23L74 22V24H75V21L77 20L78 22L76 21V23L78 24V23H80V22H79V21H80V18L84 20L83 17H86V16L88 15V17H86V19H85L84 21H85V23H91L90 28L94 27V29H95V24H93V21H94L95 18L92 16V12H91V10L88 11V8L86 7L85 3H84V5H85L84 8H87V9L83 10V8H81V5L83 4L82 0H81L82 3H81V2L77 3L79 0H75L76 3H77V5H75V7H74V8L77 9V6L79 7L78 4H81V5H80V8L82 9V13H74V14H73V10H72V9H73V8H72V7H73L72 4L74 5L75 1H73V0H68L69 2H68L67 0H66V2H65V0H63ZM63 1H62L61 3H63ZM70 1H71L72 4L70 3ZM92 1H93V3H95L94 1H96V3H97L98 1H97V0H91V1L89 0V1H87V2H91L92 6H94V8H95V4H93ZM107 1H108V0H107ZM107 1L105 2V0H104V3H106V4H105V5H106V9L110 6V3H111V2H112V4L115 2V0H114V1L110 0V3H108V5H107ZM117 1L119 2V0H117ZM117 1H116V2H117ZM132 1H133V0H132ZM141 1H142V5H143V0H141ZM148 1H149V0H148ZM156 1H157V0H156ZM156 1H155V2H156ZM185 1H186V0H185ZM201 1H205V0H201ZM219 1H220V0H219ZM223 1H224V0H223ZM223 1L221 0L220 2H222V4L224 5V2H223ZM226 1H227V2L225 3V5H229L228 8H233V7H230V5H232V2H234V0H233L232 2H230L231 0H226ZM242 1H243V0H240L239 2H240L241 4H243ZM244 1L247 2L246 0H244ZM251 1H252V3H250V0H249V2H248V6H249L248 8H250V9H251V7L253 6V3L255 2V1L253 2V0H251ZM256 1H257V0H256ZM261 1H262V3H263V0H260V2H261ZM0 2H1V1H0ZM8 2H10V1H8ZM36 2H37V0H33V2H31V3H32V4H33V3L36 4ZM67 2H68V3H67ZM118 2L115 3V4H118ZM199 2H200V1H199ZM210 2H211V1H210ZM215 2H216V1H215ZM215 2H214V0H213L211 3H209L210 5L213 4L214 6L212 5L213 8H212V10H211V9H209V8H211V6L208 5L207 11H210V10H211V12L214 11V8L216 7ZM257 2H259V1H257ZM260 2H259V3H256V2H255V3L261 5ZM5 3H6V2H5ZM5 3H4V4H5ZM31 3H30V4H31ZM122 3H123V2H122ZM134 3L136 4L137 1H136V2H132L131 4H134ZM200 3H201V2H200ZM200 3H199V4H200ZM10 4H12V1H11ZM10 4H8V5H10ZM56 4H55V5H56ZM97 4H99V3H97ZM97 4H96V5H97ZM124 4H125V3H124ZM135 4H134V5H135ZM154 4L156 5V3H154ZM154 4H152V6H153ZM179 4H180V3H179ZM201 4H202V3H201ZM201 4H200V5H201ZM207 4H208V2H207ZM216 4H217V3H216ZM222 4H221V5H222ZM236 4H237V3H236ZM244 4H247V3H244ZM2 5H3V3H2ZM2 5H1V6H2ZM5 5H6V4H5ZM5 5H3L1 8L4 9L3 7H5ZM26 5H25V6H26ZM55 5H53V6H55ZM60 5H62V7H65V8H64V9H60L61 7H60V8L58 7V6H60ZM67 5L70 6V7H68ZM99 5H100V4H99ZM102 5H103V4H102ZM105 5L102 6V7H104V10L102 9V10H103V13L105 12ZM125 5H126V4H125ZM125 5H124V7H125ZM149 5H151V4H149ZM161 5H163V4H161ZM165 5H166V4H165ZM221 5H220V6H221ZM233 5H235V3H233ZM18 6L20 7L19 3H18ZM97 6H98V5H97ZM97 6H96V7H97ZM111 6H112V5H111ZM111 6H110V8H111ZM117 6H118V5H117ZM117 6L114 5V7L118 8ZM119 6H120V7L118 8V9H119L118 12H120V13H118V14H121V11L123 12V10H124L125 8H123V10H121V8H122L123 6H121V5H119ZM127 6H128V5H127ZM158 6H159V5H158ZM163 6H164V5H163ZM190 6H191V4H190ZM246 6H247V5H246ZM261 6H262V8L264 9L263 5H261ZM261 6H259V8H260ZM6 7H7V5H6ZM6 7H5V8H6ZM29 7H30V6H28V8H29ZM55 7H56V6H55ZM102 7H101V8H102ZM114 7H113V10H115V12L117 13V10L114 9ZM128 7H130V6H128ZM141 7H142V6H141ZM148 7H151V6H148ZM156 7H157V6H156ZM164 7H165V6H164ZM164 7H163V8H164ZM191 7H192V6H191ZM221 7H222V6H221ZM225 7H226V6H225ZM225 7H223V9H224ZM234 7H235V6H234ZM253 7H255V6H253ZM23 8H24V7H23ZM28 8L26 9L27 11H28ZM33 8L35 9V7H33ZM57 8H56V10H57ZM69 8H71V9H69ZM97 8H98V7H97ZM138 8H139V7H138ZM158 8H160V7H158ZM163 8H162V9H163ZM174 8H175V7H174ZM262 8H260V10H258V11H259V12L262 11V13H263ZM11 9H12V8H11ZM34 9H33V10H34ZM53 9H55V8H53ZM98 9H99V8H98ZM152 9H154V8H152ZM152 9H150V11H152ZM175 9H176V8H175ZM180 9H183V8H180ZM208 9H209V10H208ZM252 9H253V8H252ZM255 9H256V8H255ZM257 9H258V8H257ZM6 10H7V9H6ZM19 10H20V9H19ZM23 10H25V8H24ZM31 10H32V8H31ZM62 10H63V11H62ZM67 10H68V11H67ZM69 10H70V11H69ZM71 10H72V11H71ZM94 10H95V9H94ZM100 10H101V9H100ZM100 10H99V11H100ZM113 10L111 9V11L113 12V15L115 14V15L117 16L118 14L114 13ZM120 10H121V11H120ZM130 10H133V9H130ZM142 10H144L143 7H142ZM148 10H149V9H148ZM158 10H160V9H158ZM168 10L170 11V12H169V15H170L169 18H171L172 16L175 15V17H176V18L174 17L175 20H176V19H178V20L180 19V18L177 17V16H178L177 14H173V11L171 12L170 9H168ZM168 10H167V11H168ZM191 10H192V9H191ZM195 10H196V9H195ZM195 10H194V11H195ZM202 10H203V6H202ZM215 10H216V9H215ZM221 10H222V8H221ZM228 10H229V9H228ZM228 10H227V11H228ZM2 11H5V10H2ZM9 11H10V10H9ZM13 11H14V10H13ZM77 11H78V12H81V11H79V10H77ZM85 11H86V12H85ZM106 11L108 12V16H109V11H108V10H106ZM125 11H126V10H125ZM134 11H135V10H134ZM154 11H155V10H154ZM164 11H165V10H163V11H161V12H164ZM182 11H183V10H182ZM184 11H185V10H184ZM194 11H193V12H194ZM207 11L205 10V12H207ZM218 11H219V9H218ZM224 11H225V10H224ZM227 11H225V12L227 13ZM18 12H19V11H18ZM74 12H75V10H74ZM83 12H84V13H87V15L85 14V16L82 17V16H80V15H81V14L84 15ZM89 12H90V13H89ZM107 12H105L104 14L106 15ZM132 12H133V11H132ZM195 12H196V14H197V11H195ZM195 12H194V14H195ZM253 12H254V11H253ZM4 13H5V12H4ZM31 13H32V11H30V14H31ZM53 13H54V12H53ZM53 13H51V15H53ZM62 13H63L64 15H63ZM69 13H68V14H69ZM88 13H89V14H88ZM125 13H126V12H125ZM128 13L131 14V13L129 12V10H128ZM128 13H127V17H128ZM135 13H136V12H135ZM138 13H139V12H138ZM164 13H165V12H164ZM209 13H210V12H209ZM209 13H208V14H209ZM228 13H229V12H228ZM228 13H227V14H228ZM13 14H14V13H13ZM19 14H20V13H19ZM28 14H29V12H28ZM32 14H34V12H33ZM61 14H62L63 17L66 18V20H65L63 23H60V21H61L60 18L57 19L58 17H61L62 21L65 19V18H63V17L61 16ZM68 14H67V15H68ZM75 14H76V15H75ZM171 14H173V15L171 16ZM210 14H211V13H210ZM219 14H220L219 12L217 13V11H216V12L214 11V14L212 13V16L210 15V16H211L210 18H212V17L214 18V16H216V18H218V20H220V18H222L223 15L220 14V15H221V17H220ZM252 14H253V13H252ZM252 14H251V15H252ZM257 14H258V13H256V17L258 16ZM260 14H261V13H260ZM22 15H23V14H22ZM24 15H25V14H24ZM54 15H53V17H54ZM58 15H60V16H58ZM74 15H75V16H74ZM102 15H103V14H102ZM110 15H111V12H110ZM122 15H123V16H118V17H121V18L124 17L123 19L126 20V21H124L123 19L121 20V18H119L118 21H119V23L121 22V24H118V26L120 25L122 28H126L127 25H129V23H131L132 21H135V19L137 20V18H136L135 16H134L135 19H134V17L131 16L130 19L133 18V20H130L129 17H128V20H127V19L125 18V16H124V13H122ZM132 15H134V14H132ZM136 15H137V14H136ZM139 15H140V14H139ZM165 15H167V14L165 13ZM165 15H164V16H165ZM185 15H186V14H185ZM213 15H214V16H213ZM243 15H244V14H243ZM245 15H247V14H245ZM251 15H250V17H251ZM253 15H254V14H253ZM263 15H264V14H263ZM3 16H4V15H3ZM15 16H16V15H15ZM29 16H30V15H29ZM89 16H92L94 19H93L92 17L89 18ZM111 16H112V15H111ZM111 16H110V17H111ZM143 16H144V15H143ZM164 16H163V17H164ZM207 16H209V15H207ZM247 16H248V15H247ZM260 16H261V15H260ZM5 17H6V16H5ZM26 17H27V16H26ZM51 17H52V16H51ZM95 17H96V16H95ZM118 17H116V18H118ZM166 17H167V16H166ZM183 17H184V16H183ZM195 17H199V15H198V16H195ZM256 17H255V19H256ZM258 17H259V16H258ZM258 17H257V19H259ZM16 18L19 20V15H18ZM16 18H15V19H16ZM38 18L40 19V17H38ZM42 18H43V17H42ZM113 18H114V17H113ZM116 18H115V19H116ZM139 18H140V17H139ZM139 18H138V20H139ZM144 18H145V16H144ZM149 18H150V14H149ZM149 18L147 19V20H148L147 22L151 23L150 21H151L152 16H151L150 20H149ZM164 18H165V17H164ZM169 18L167 17V19H169ZM181 18H182V16H181ZM210 18L208 17V19L212 21V19H210ZM216 18H215V19H216ZM251 18H252V17H251ZM263 18H264V16H263ZM28 19H29V18H28ZM54 19H53V20H54ZM87 19H90V20L92 19V20H91V21H90V20L88 21ZM152 19H153V18H152ZM183 19H184V18H183ZM196 19H197L196 21H199L198 24H200V22H201L200 19H199V20H198V18H196ZM215 19H214V20H215ZM244 19H245V16H244ZM252 19H253V18H252ZM257 19H256V21H257ZM41 20H42V19H41ZM43 20H44V19H43ZM56 20H54V22H55ZM59 20H60V21H59ZM68 20H69V19H68ZM86 20H87L88 22H87ZM141 20H142V19H141ZM145 20H146V19H145ZM165 20H166V19H164V23H165ZM178 20H176V21L179 22ZM181 20H182V19H181ZM187 20H188V19H187ZM187 20H185V21L183 20L182 22H183V23L185 22V24H186V21H187ZM242 20H243V19H242ZM5 21H6V20H5ZM15 21H16V20H15ZM81 21H82V20H81ZM84 21H83V22H84ZM98 21H99V19H98ZM98 21H97V22H98ZM122 21H123L124 23H123ZM128 21H129V22H128ZM153 21H154V20H153ZM166 21H167V20H166ZM245 21H247V18L245 19ZM250 21L252 22V20H250ZM256 21L253 19V23L255 22V24H256V23L258 22V21H257V22H256ZM9 22H10V20H9ZM16 22H17V21H16ZM22 22H23V21H22ZM22 22H21V23H22ZM83 22H82V23H83ZM94 22H95V21H94ZM141 22H142V21H141ZM143 22H144V21H143ZM143 22H142V24H143ZM174 22H175V21H174ZM174 22H172V23H174ZM182 22H181V21L179 22V25L182 26L181 28H180V26H179V28H180L182 31L185 32V29H186V27H187L188 24H187V25H183ZM221 22H222V20L220 21V24L222 25ZM0 23H1V22H0ZM21 23H20V25H21ZM45 23H47V22L45 21ZM67 23H68L67 25H69V27H71L70 24H69V22H67ZM95 23H96V22H95ZM101 23H103V22H101ZM101 23H100V24H101ZM108 23H111V21L108 22ZM108 23H107V24H108ZM125 23H126V24H125ZM127 23H128V24H127ZM139 23H140V22H139ZM144 23H145V22H144ZM149 23L147 24L148 26H150ZM188 23H189V22H188ZM209 23L217 24L216 21H214V22H210V21H209ZM17 24H19V22H18ZM40 24H42V22H40ZM80 24H81V23H80ZM103 24H105V23H103ZM133 24H137V21H136L135 23H133ZM168 24H170V23H168ZM168 24H166V25H168ZM174 24L176 25V23H174ZM213 24H210V25H213ZM220 24L218 23V25H220ZM22 25H24V24L22 23ZM57 25H58V24H57ZM67 25H66V26H67ZM93 25H94V26H93ZM123 25H125L126 27L123 26ZM155 25H156V24H155ZM201 25H202V27H203V24H202V23H201ZM221 25H220V26H221ZM244 25H246V24H244ZM244 25H243V27H245ZM247 25H248V24H247ZM256 25H257V24H256ZM259 25L261 26V21H260V24H259ZM24 26H25V25H24ZM47 26H48V27H47ZM84 26H85V24H84ZM88 26H89V25H88ZM88 26H85V27H88ZM91 26H92V27H91ZM98 26H99V25H98ZM98 26H96V27H98ZM106 26H109V25H106ZM106 26H105V27H106ZM111 26H112V27H111ZM111 26H110V28H109V27H107V28L104 27V29L102 28V31L104 30L103 33H104V34H107L108 29H110V30L113 31V26H115V28L117 27L116 24H114V25L111 24ZM133 26H134V25H133ZM145 26H146V25H145ZM151 26H152V25H151ZM158 26H159V25H158ZM158 26H157V27H158ZM169 26H172V24H170ZM183 26H184V27H183ZM185 26H186V27H185ZM220 26H217L218 28L216 29V28H215L216 26L214 25V28H215V30H216L215 32H217L218 30H220V29H219V28H221ZM253 26H254V25H253ZM257 26H258V25H257ZM22 27H23V26H22ZM22 27H21V28H22ZM25 27H26V26H25ZM41 27H42V26H41ZM45 27H47L45 30L48 31V33H49V30H51V31L54 30V29H49V30H48V28H49V25H48V24H47V25L45 24ZM45 27H44V28H45ZM85 27H84V28H85ZM100 27H101V26H100ZM131 27H132V25H131ZM139 27H140V26H139ZM153 27H154V26H153ZM174 27H175V26H174ZM198 27H199V26H198ZM247 27H248V29L251 28V27L249 28V25H248ZM261 27H262V26H261ZM6 28H7V27H6ZM38 28L40 29V27H38ZM44 28H43V29H44ZM80 28H81V27H80ZM82 28H83V26H82ZM136 28H137V26H136ZM136 28H133V29L136 31L135 34H137V31L140 30V29L137 30ZM140 28H141V27H140ZM148 28H149V27H148ZM159 28H161V27H159ZM159 28H158V29H159ZM169 28H170V27H169ZM175 28H176V27H175ZM177 28H178V27H177ZM177 28H176V29H177ZM187 28H188V29H186V32H185V33L188 34V35H187L186 37L190 38V36H191L190 34H191V33H188V32H187L190 28H189V27H187ZM203 28H204V27H203ZM203 28H201V29H203ZM212 28H213V26H212ZM262 28L264 29V27H262ZM59 29H60V26H59ZM63 29H64V28H63ZM100 29H101V28H100ZM150 29L152 30V28H150ZM173 29H174V28H173ZM198 29H199V28H198ZM244 29H245V28H244ZM257 29H259V26H258ZM257 29H256V30H257ZM24 30H25V28H24ZM45 30H44V31H45ZM72 30H73V29H72ZM77 30H78V28H77ZM85 30L88 31V34H89V33L92 34V32H89L90 30H88V29H85ZM85 30L83 29V31H85ZM95 30L97 31L98 28L95 29ZM105 30H107V31H105ZM110 30H109V31H110ZM128 30H129V29H128ZM155 30H156V27H155ZM159 30H160V29H159ZM165 30H166V29H165ZM177 30H178V29H177ZM177 30H176V33H177ZM246 30H247V29H245L244 31H246ZM254 30H255V29H254ZM254 30H253V31H254ZM259 30H260V29H259ZM40 31H41V30H39V32H40ZM51 31H50V33H51V35H52V32H51ZM57 31H58V30H57ZM73 31H75V30H73ZM81 31H82V30H81ZM87 31H86V32H87ZM109 31H108V32H109ZM112 31H111V32H112ZM140 31H141V30H140ZM160 31H161V30H160ZM173 31H175V30H173ZM179 31H180V30H179ZM190 31H191V30H189V32H190ZM248 31H249V30H248ZM253 31H252V33H253ZM261 31H262V30H261ZM26 32H27V30H26ZM55 32H56V30H55ZM58 32H59V31H58ZM75 32H76V31H75ZM97 32H98V31H97ZM105 32H106V33H105ZM111 32H109V33H111ZM113 32H114V31H113ZM118 32H119V31H118ZM154 32H155V31H154ZM154 32L152 31V33H154ZM201 32L204 33V30H203V31L201 30ZM201 32H200V33H201ZM218 32H219V31H218ZM218 32H217V33H218ZM230 32H231V31H230ZM233 32H234V31H233ZM237 32H238V31H237ZM246 32H247V31H246ZM249 32H250V31H249ZM61 33H62V32H61ZM69 33H70V32H69ZM71 33H73V32H71ZM78 33H79V32H77V35H78ZM100 33H102V32L100 31ZM114 33H115V32H114ZM142 33H143V31H142L140 34H142ZM159 33H160V32H159ZM168 33H169V32H168ZM168 33H167V34H168ZM178 33H179V32H178ZM254 33H255V32H254ZM259 33H260V32H258V34H259ZM261 33H263V32H261ZM261 33H260V34H261ZM24 34H25V31H24ZM54 34H55V33H53L52 38L55 37ZM79 34H81V33H79ZM85 34H87V33H85ZM88 34H87V35H88ZM115 34H116V33H115ZM154 34H155V33H154ZM154 34H152V36H154ZM164 34H166V33H164ZM172 34H173V32H172ZM230 34H231V33H229V36H230ZM233 34L235 35L236 33L234 32ZM13 35H14V34H13ZM49 35H50V34H49ZM51 35H50V36H51ZM64 35H65V34H64ZM64 35H63V36H64ZM87 35H84V33L82 34V36H87ZM116 35L118 36V34H116ZM120 35H121V33L119 32V36H120ZM125 35L128 36V37H127L128 40H127L126 37H124V39L127 40V41H130V40H129V39H130V36L133 38L132 35H134V34H132V35H129V34H128V35H127V34L125 33ZM180 35L183 36L182 33H181V34L179 33V36H180ZM189 35H190V36H189ZM201 35H202V34H201ZM231 35H232V34H231ZM240 35H241V34L239 33V36H238V34H237V35H236L237 37H235V36H234V37L238 39V38L240 37ZM254 35H255V34H254ZM256 35H257V34H256ZM262 35H263V34H262ZM53 36H54V37H53ZM67 36H68V33H67ZM67 36H66V38H67ZM92 36L95 37L96 35L92 34ZM97 36H98V35H97ZM109 36H110V35H109ZM141 36H142V35H141ZM147 36H148V35H147ZM170 36H173V35H170ZM170 36H169V38H170ZM184 36H185V35H184ZM217 36H218V34H217ZM243 36H244V35L242 34L241 37H243ZM24 37H25V36H24ZM68 37H70V36H68ZM74 37H75V35H74ZM78 37H79V36H78ZM94 37H93V38H94ZM98 37H100V36H98ZM98 37H97V38H98ZM155 37H156V35H155ZM201 37H203V35H202ZM205 37H206V35H205ZM230 37H232V36H230ZM244 37H245V36H244ZM246 37H247L246 40H243V39H242L243 42L247 41V39H248L247 42H250V41H249L250 36L247 35ZM248 37H249V38H248ZM17 38H18V37H17ZM17 38H15V40H16ZM28 38H29V37H28ZM56 38H57V37H56ZM63 38H64V37H63ZM63 38H61V39H63ZM80 38H81V37H80ZM90 38H91V37H90ZM156 38H157V37H156ZM159 38H160V36H159ZM164 38H165V37H164ZM174 38H176V37H174ZM206 38H207V37H206ZM218 38H219V37H218ZM228 38H229V37H228ZM46 39H47V38H46ZM46 39H45V40H46ZM49 39H50V38H49ZM85 39H86V37H85ZM119 39H122V40H120V41H122V42H123V40H124V39L122 38V36H120ZM134 39H135V38H134ZM142 39H143V37H142ZM142 39H141V40H142ZM170 39H171V38H170ZM172 39H173V38H172ZM181 39H182V38H181ZM181 39H180V40H181ZM186 39H187V38H184L183 41L186 40ZM191 39H192V36H191L190 40H191ZM207 39H208V38H207ZM207 39H206V40H207ZM255 39L257 40L258 38H255ZM259 39H260V38H259ZM6 40H8V38H6ZM17 40H18V39H17ZM36 40H37V38L35 39V41H36ZM47 40H48V39H47ZM59 40H60V39H59ZM75 40H76V39H75ZM125 40H124V41H125ZM143 40H145V39H143ZM152 40H153V38H152ZM152 40H151V41H152ZM154 40H155V39H154ZM158 40H160V39H158ZM158 40H157L156 42H158ZM174 40H175V39H174ZM190 40H188V41H190ZM202 40L205 41V39H203V38H202ZM32 41H33V39H32ZM35 41H34V42H35ZM48 41H49V40H48ZM51 41H52V40H51ZM53 41H54V40H53ZM145 41H146V40H145ZM177 41H178V40H177ZM186 41H187V40H186ZM186 41H185V42H186ZM207 41H208V40H207ZM207 41H206V44H208V46H209V49H208V52H209V53H208V54L210 55V57H211V55L213 54L214 57H212V58H215V56H216L217 54H220V49H217V48L219 47V46H218L219 44L216 45V46H217V48H216V47H215V43H214L215 41H214L213 43H212V41H211V44H210V41H208L209 43H208ZM216 41H217V40H216ZM237 41H240V43L243 44V42L241 41V38H239ZM258 41H260V40H258ZM263 41H264V40H263ZM263 41H260V42L262 43V45H264V42H263ZM10 42H11V40H10ZM10 42L8 41V43L11 45L12 42H11V43H10ZM37 42H38V40H37ZM60 42H61V41H60ZM67 42H69V41H67ZM67 42H66V43H67ZM91 42H92V40H91ZM122 42H120V44H121ZM141 42H142V41H141ZM146 42H148V41H146ZM166 42L168 43L167 40H166ZM170 42H171V41H170ZM185 42H183V43H185ZM190 42H191V41H190ZM190 42H189V43L186 42V44H187V45H186V46H187L186 49H187V50H188V48H190V46H189V45H191ZM199 42H200V40H199ZM32 43H33V42H32ZM47 43L50 44V42H47ZM57 43H59V42H57ZM57 43H54V44H57ZM63 43H65V42H63ZM70 43H71V42H70ZM101 43H102V42H101ZM126 43H127V42H126ZM143 43H144V42H143ZM154 43H155V42H154ZM172 43H173V42H172ZM123 44H124V43H123ZM148 44H149V43H148ZM151 44H153V43H151ZM151 44H149V45H151ZM155 44H157V43H155ZM164 44H165V42H164ZM170 44H171V43H170ZM206 44H205V45H206ZM209 44H210L211 46H212V44H213V48L210 47ZM19 45H21V42L19 43ZM82 45H83V44H82ZM124 45H125V44H124ZM129 45H130V44H129ZM162 45H163V43H162ZM174 45H175V44H174ZM243 45H247L246 42H245V44H243ZM2 46H3V45L0 46V52H1V51H3V52L5 51L4 49H2V48H3ZM5 46H6V45H5ZM11 46H12V45H11ZM16 46H18V45H16ZM21 46H23V45H21ZM43 46L46 47L45 45H43ZM50 46H51V45H50ZM57 46H58V45H57ZM66 46H67V45H66ZM70 46H71V45H70ZM96 46H97V45H96ZM137 46H138V45H137ZM137 46H136V47H137ZM164 46L168 48L169 45H168V46L164 45ZM178 46H179V44H178ZM178 46H177V47H178ZM206 46H207V45H206ZM208 46H207V47H208ZM12 47H13V46H12ZM41 47H42V46H41ZM44 47H43V48H44ZM58 47H59V46H58ZM76 47H77V46H76ZM78 47H79V45H78ZM81 47H82V46H80L79 48H81ZM83 47H84V46H83ZM88 47H89V46H88ZM88 47H87V48H88ZM93 47H94V46H93ZM116 47L119 49V47L121 48L122 45H119V46H118V44H116ZM116 47H115V49H116ZM126 47H127V46H126ZM128 47L130 48V46H128ZM48 48H49V45H48ZM91 48H92V46H91ZM152 48H153V47H152ZM174 48H175V47H174ZM174 48H173V49H174ZM181 48H182V46H181ZM181 48H178V49H181ZM210 48H211V49H210ZM219 48H220V47H219ZM1 49H2V50H1ZM45 49H46V48H45ZM56 49H57V47H56ZM102 49H103V48H102ZM123 49H124V48H123ZM154 49H155V48L150 49V50H151V51H155ZM156 49H158V48H156ZM168 49H169V48H168ZM178 49H177V50H178ZM183 49H184V48H183ZM213 49H216V50L214 51V53H217L216 55L213 53V51H212ZM261 49H262V48H261ZM42 50H43V49H42ZM46 50H47V49H46ZM49 50H50V49H49ZM51 50H52V49H51ZM59 50H60V49H59ZM66 50H67V48H66L65 50H63V51L66 52ZM136 50H137V48H136ZM175 50H176V49H175ZM187 50H185V52H187ZM210 50L212 51V54L210 53V52H211ZM229 50H230V49H229ZM116 51H117V50H116ZM121 51H122V50H121ZM145 51H146V50H145ZM145 51L143 50V52H145ZM157 51H158V50H157ZM157 51H155V52L157 53ZM178 51H179V50H178ZM216 51H217V52H216ZM45 52H46V51H45ZM48 52H49V51H48ZM67 52H68V51H67ZM136 52H138V50L135 51V53H136ZM140 52H141V50H140ZM140 52H139V54H140ZM149 52H150V51H149ZM185 52H184V53H185ZM262 52H264L263 49H262L261 53H262ZM1 53H2V52H1ZM52 53H53V51H52ZM73 53H74V52H73ZM73 53H72V55L74 56ZM116 53H117V52H116ZM158 53H160V52H158ZM49 54H50V53H49ZM49 54H47V55H49ZM57 54H58V53H57ZM57 54H56V55H57ZM59 54H60V53H59ZM85 54H86V53H85ZM117 54H118V53H117ZM150 54H151V52H150ZM187 54H188V53H187ZM198 54H199V53H198ZM56 55H55V56H56ZM67 55H68V54H67ZM70 55H71V53H70ZM70 55H68L67 57H70ZM79 55H80V54H79ZM147 55L149 56V54H147ZM147 55H146V56H147ZM153 55H154V54H153ZM213 55H212V56H213ZM73 56H71V57H73ZM85 56H86V55H85ZM157 56H158V54H157ZM159 56H160V55H159ZM217 56H218V55H217ZM256 56H257V55H256ZM42 57H43V55H42ZM42 57H41V58H42ZM46 57H48V56H45V58H46ZM63 57H64V56H63ZM71 57L68 58V59H72ZM79 57H80V56H79ZM86 57H88V56H86ZM150 57H152V56H150ZM219 57H221V56H219ZM81 58H83V57H81ZM147 58H148V57H147ZM147 58H146V61H147ZM152 58H153V57H152ZM159 58H160V57H159ZM46 59H47V58H46ZM59 59H60V58H59ZM64 59H65V58H64ZM64 59H63V60H64ZM68 59H67V61H70V60H68ZM216 59L218 60V57H216ZM216 59H215L214 61H216ZM221 59H222V58H221ZM49 60L52 61V59H49ZM54 60H55V59H54ZM63 60H62V61H63ZM65 60H66V59H65ZM65 60H64V61H65ZM77 60H79V59H77ZM80 60H81V59H80ZM90 60H91V59H90ZM100 60H101V59H100ZM102 60H104V59H102ZM102 60H101V63H100L101 65H102ZM107 60H108V59H107ZM112 60H113V59H112ZM112 60H111V61H112ZM148 60H149V58H148ZM150 60H151L150 64L152 63V65H153V64H154V63H153L154 60H153V61H152V59H150ZM150 60H149V61H150ZM155 60H156V59H155ZM173 60H174V59H172V61H173ZM208 60H209V59H208ZM262 60H263V59H262ZM46 61H47V60H46ZM83 61H84V60H83ZM104 61H106V60H104ZM111 61L108 60V61H107L108 63L106 62V63L103 64L104 66L107 64V66H105V67H104V66L101 67V68H102V71L104 70L103 68H106V67H109V68H110V65L108 66V64H109ZM149 61H148V62H149ZM218 61H219V60H218ZM218 61H217V62H218ZM220 61H221V60H220ZM220 61H219V65H220L221 63H224V62H222V61H221V63H220ZM258 61H259V60H258ZM42 62L45 63V61H42ZM72 62H73V60H72ZM95 62H96V61H95ZM95 62H94L93 64H96ZM99 62H100V61H99ZM113 62H114V61H113ZM154 62H155V61H154ZM156 62H157V61H156ZM259 62H260V61H259ZM262 62H263V63H262ZM262 62H261V63L264 64V61H262ZM51 63H52V62H51ZM73 63H75V62H73ZM119 63H120V62H119ZM138 63H139V62H138ZM173 63H176V62L174 61ZM173 63H172V64H173ZM200 63H201V62H200ZM49 64H50V62H49ZM52 64H54V63H52ZM62 64H63V62H62ZM64 64H66V63H64ZM64 64H63V65H64ZM67 64H69V63H67ZM70 64H71V63H70ZM75 64H77V63H75ZM87 64H88V63H87ZM110 64H111V63H110ZM115 64H116V63H115ZM115 64H114V65H115ZM157 64H158V63H157ZM157 64H155V65H157ZM177 64H178V63H177ZM177 64H176V67L179 66V65H177ZM262 64H261V65H262ZM41 65L43 66V64H41ZM55 65H56V64H55ZM122 65H123V63H122ZM134 65H135V64H134ZM212 65H213V64H212ZM215 65H216V64H215ZM223 65H224V64H222L221 66H223ZM257 65H258V64H257ZM37 66H38V65H37ZM52 66H53V65H52ZM59 66H60V65H59ZM65 66H66V65H65ZM78 66H82V65L78 64ZM78 66H77V67H78ZM83 66H84V65H83ZM118 66L121 67L119 64H118V65H115V66H111V67L114 69V72H115V68H117ZM136 66H137V65H136ZM173 66H175V65L173 64ZM182 66H183V64L181 65V67H182ZM197 66H198V65H197ZM199 66H200V65H199ZM199 66H198V68H199ZM246 66H247V64H246ZM248 66H249V65H248ZM259 66H260V64H259ZM259 66H258V67H259ZM262 66H263V65H262ZM45 67H46V66H45ZM45 67H44V68H45ZM50 67H51V66H50ZM92 67H93V66H92ZM114 67H115V68H114ZM214 67H216V66H214ZM40 68H41V67H40ZM85 68H86V67H85ZM87 68H88V67H87ZM87 68H86V70H87ZM112 68H111V69H112ZM133 68H134V67H133ZM145 68H146V67H145ZM204 68H205V67H204ZM249 68H250V66H249ZM249 68H248V69H249ZM263 68H264V67H262V69H263ZM61 69H62V68H61ZM67 69H68V73H69V72H70L69 69H72V68L69 67V65H68V68H67ZM74 69H75V67H74ZM78 69H79V67H78ZM88 69H89V68H88ZM92 69H93V68H92ZM92 69H91V70H92ZM119 69H121V68H119ZM119 69H118V73H119V74H120V72H122V75L125 74V76H124V75H123V76L120 75V76H122V78H123V77L125 78V77L127 76V79H128V75H129V74L127 75V71H126L125 73H124L123 71H120V72H119ZM122 69H123V67H122ZM122 69H121V70H122ZM155 69H156V68H155ZM238 69H240V68H238ZM250 69H251V68H250ZM42 70H43V68H42ZM45 70H46V69H44V71H45ZM56 70H57V69H56ZM59 71H60V69H59ZM72 71H73V70H72ZM74 71H76V70H74ZM107 71H108V70H107V68H106V73H107ZM130 71H131V70H130ZM130 71H128V73H130ZM238 71H239V70H238ZM259 71H261V70H259ZM62 72H64V70L61 71V74H62ZM76 72H77V71H76ZM95 72H96V71H95ZM138 72H139V71H138ZM158 72H159V71H158ZM158 72H157V73L155 72V74H158ZM240 72H241V71H240ZM240 72H238V74H239ZM43 73H44V72H43ZM57 73L60 74V72H57ZM101 73H104V72H101ZM109 73H110V72H108L107 75H106V74H104V75L110 77V76H109ZM118 73L116 72V74H118ZM133 73H134V72H133ZM159 73H160V72H159ZM177 73H178V72H177ZM252 73H253V72L251 71L250 74H252ZM15 74H16V73H15ZM70 74H72V72H71ZM73 74H74V73H73ZM79 74H80V73H79ZM130 74H131V73H130ZM254 74L256 75V73H254ZM262 74H263V72H262ZM16 75H17V74H16ZM45 75H46V74H45ZM65 75H66V74H65ZM81 75H82V74H81ZM102 75H103V74H102ZM102 75H101V76H102ZM110 75H111V74H110ZM131 75H132V74H131ZM133 75H134V74H133ZM248 75H249V74H248ZM257 75H258V77L260 76L259 73H258ZM50 76H51V75H50ZM75 76H76V75H75ZM82 76H83V75H82ZM105 76H103V77H105ZM137 76H138V75H137ZM182 76H183V75H182ZM184 76H185L186 79H187V77H188L187 80L191 79L190 75H184ZM232 76H233V75H232ZM236 76H237V75H236ZM238 76H239V75H238ZM251 76H252V75H251ZM9 77H10V76H9ZM60 77H61V76H60ZM60 77H57V78L59 79ZM66 77H67V76H66ZM141 77H142V76H141ZM151 77H152V76H151ZM189 77H190V78H189ZM248 77H249V80L252 79V78H250V75H249ZM255 77H257V76H255ZM14 78H15V75L13 76V79H14ZM46 78H48V77L46 76ZM49 78H51V77H49ZM63 78L65 79V77L60 78V79H61V80H60L61 83H63V81H65ZM71 78H72V76H71ZM124 78H123V80H125V81H122V79H121V81L125 83V86L123 85V83H120V82H121L120 80H118V79H116V80H118V82L120 83V85L122 84V86H124L125 89H126V88H128V87H126V85H127V84H126V83H127L126 80H127V79H124ZM129 78H131V77L129 76ZM173 78H174V76H173ZM177 78H179L178 80H180L182 77L180 78V76H179V77L177 76V77L174 78V79H177ZM244 78H245V77H244ZM10 79H11V77H10ZM15 79H16V78H15ZM55 79H56V77L52 78V80H55ZM58 79H56L57 83H58ZM68 79H69V77H68ZM79 79H80V78H79ZM81 79H83V78H81ZM103 79H104V78H103ZM140 79H141V78H140ZM140 79H137V78H136V80H140ZM146 79H147V78H146ZM174 79H172V85H173V86H177V85H175V84H177V80H176V83L173 84ZM183 79H184V77H183ZM183 79H182V80H183ZM5 80H7V79H5ZM8 80H9V79H8ZM8 80H7V85H8ZM36 80H37V79H36ZM47 80H48V79H47ZM49 80H50V79H49ZM49 80H48V81H49ZM62 80H63V81H62ZM72 80H75V79H72ZM104 80H105V79H104ZM104 80H103V82H104ZM107 80L111 81V78H110V79L106 78V81H107ZM116 80H113V82L115 81V83H116V82H117ZM142 80H143V79H142ZM142 80H141V81H142ZM152 80H153V79H152ZM184 80H185V79H184ZM187 80H185V82H186ZM257 80H259V78H258ZM11 81H12V80H11ZM16 81H17V80H16ZM18 81H19V80H18ZM67 81H68V80H67ZM67 81H65L64 83H67ZM69 81H71V80L69 79ZM109 81H107V83H110ZM144 81H145V80H144ZM146 81L148 82V80H146ZM189 81H191V82H190V85H192V81H193V79H191V80H189ZM200 81H201V79H200ZM253 81H254V80H253ZM253 81H251L252 84H250V85H252V87H253V85H254ZM19 82H20V81H19ZM36 82H37V81H36ZM52 82H53V81H52ZM60 82H59V83H60ZM73 82H74V81H73ZM103 82H102V83H103ZM137 82H138V81H137ZM180 82H182V81L180 80ZM187 82H188V81H187ZM193 82H194V81H193ZM246 82H247V81H246ZM246 82H245V83H246ZM249 82H250V81H249ZM254 82H255V81H254ZM12 83H13V82H12ZM16 83H17V82H16ZM57 83H56V85H57ZM64 83H63V84H64ZM70 83H72V81L69 82V83H67V85H66V84H64V85L62 84V87H61V88L64 89L63 86H65V87H66V86H68V87L72 86V87H70V90H72L71 88H73V83H72V84H70ZM74 83H75V82H74ZM84 83H86V82H84ZM102 83H101L100 85H102ZM105 83H106V82H105ZM107 83H106V84H107ZM140 83H141V82H138L139 85H140ZM156 83H157V82H156ZM183 83H184V82H183ZM195 83H196V82H195ZM195 83L193 84V87H192V88L194 89V87L197 86L198 88L196 87V90L200 91V90H199V86H198V85H195ZM255 83H257V82H255ZM261 83H262V82L260 81V84H261ZM10 84H11V83H9V85H10ZM51 84H52V83H51ZM51 84H48V85L50 86ZM53 84H54V82H53ZM68 84H70V86H69ZM88 84H89V83H88ZM141 84H142V83H141ZM143 84H144V83H143ZM147 84H149V86L151 85L150 82L147 83ZM147 84H145V86H146ZM180 84H182V83H180ZM258 84H259V83H258ZM260 84H259V85H260ZM12 85L15 86L14 84H11L9 87L12 88V89L8 88V86H5V87L9 90V93H10V90H13V89L15 90V88H14ZM100 85L98 84V86H100ZM178 85H179V83H178ZM183 85H184V84H183ZM187 85H189V82L187 83ZM190 85H189V86H190ZM256 85H257V84H256ZM256 85H255V86H256ZM19 86H22V85L19 84ZM51 86H52V85H51ZM51 86H50V89L53 90L54 87L51 88ZM54 86H55V85H54ZM74 86H75V85H74ZM90 86H91V85H90ZM94 86H95V85H94ZM98 86L96 85V87H94V88H95V91L97 90L96 88H98ZM114 86H115V85H113V87H114ZM147 86H148V85H147ZM147 86H146V87H147ZM152 86H153V85H151V86L149 87V89L151 88V90H148V87H147V88H146V87L144 88L143 85H142V87L145 89L144 91L147 90V93L149 92L148 94H150V93L153 92V91H152V88H153ZM189 86H188V87H189ZM245 86H246V85H245ZM255 86H254V87H255ZM262 86H263V84H262ZM68 87H67V88H68ZM101 87H102V86H101ZM124 87H119L120 89L122 88L121 91H122L123 94H124L125 91H126L125 89H123ZM181 87H183V86H181ZM185 87H186V86H185ZM246 87H247V86H246ZM259 87H260V86L257 87V90L260 89ZM6 88H4V90H5V91H8ZM37 88H38V87H37ZM55 88L58 89L57 87H55ZM55 88H54V89H55ZM61 88H59V89H60L59 91H58V90L56 91V92H58V95L60 94V96H58L57 93L55 92V93H56L55 96L57 95L58 100L61 99V95H62V96L65 95L66 97L69 98L70 95L67 96L68 94H66V93H69V92H67V89H65V90H66V91H65L66 93H65L63 90H61ZM119 88H117V89H119ZM179 88H180V87H179ZM244 88H245V87H244ZM255 88H256V87H255ZM0 89H1V88H0ZM56 89H55V90H56ZM68 89H69V88H68ZM76 89H77V88H76ZM76 89H73V90H75V92L77 91V93L80 92L79 89H77V90H76ZM154 89H155V88H153V90H154ZM157 89H158V88H157ZM174 89L176 90V89H178V88H177V87H176V88L174 87ZM174 89H173V90H174ZM185 89H186V88H185ZM193 89H192V90H193ZM14 90H13V91H14ZM39 90H40V89H39ZM48 90H49V89H48ZM52 90H51V91H52ZM88 90H89V89H88ZM123 90H124V92H123ZM129 90H130V89H129ZM168 90H169V89H168ZM186 90L188 91V89H186ZM190 90H191V88H190ZM244 90H245V89H244ZM25 91H27V90H25ZM60 91H62V92H64V93H60ZM68 91H69V90H68ZM132 91H133V90H132ZM179 91H180V90H179ZM179 91H178V92H179ZM183 91H184V89H183ZM183 91H182V92H183ZM254 91H255V90H254ZM16 92H17V90H15V93H14V94H13V93H10V94H12L11 96L15 97ZM19 92H20V91L18 90L17 94H18ZM75 92L73 91V93H75ZM126 92H127V91H126ZM169 92L171 93V92H172V89L169 90V91H167V93H169ZM182 92H181V91L179 92L180 95L182 94ZM189 92H190V91H189ZM257 92H258V91H257ZM9 93H8V94H9ZM40 93H41V92H40ZM87 93H88V92H87ZM127 93H128V92H127ZM147 93H145V94H147ZM154 93H155V91H154L153 94H152L153 97L150 96L153 100H154ZM170 93H169V95H170ZM176 93H177V90H176ZM186 93H187V92H186ZM186 93H184V94L187 95ZM2 94H3V93H2ZM17 94H16V97H18ZM19 94H21V93H19ZM28 94H29V93H28ZM84 94H85V93H84V90H83V92L80 93V95H84ZM94 94H96V93L94 92ZM94 94L92 93V95H94ZM106 94H109V92L106 93ZM184 94H182V95H184ZM194 94H195V92H194ZM24 95H25V97L27 96L26 93H25ZM29 95H30V94H29ZM37 95H38V94H37ZM72 95H73V94H72ZM74 95H75V94H74ZM76 95H77V94H76ZM125 95H126V94H125ZM169 95H167V96H169ZM178 95H179V94H177V96H176V94H175L176 98H173V100H176V101H177V97H178ZM180 95H179V96H180ZM182 95H181V96H182ZM185 95H184V96H185ZM200 95H202V94H200ZM211 95H212V94H211ZM5 96H6V95H5ZM65 96H64V97H65ZM85 96L87 97L86 94H85ZM85 96H84V97L80 96V97H82V98L84 99ZM107 96H108V95H107ZM126 96H128V95H126ZM129 96H130V95H129ZM195 96H196V95H195ZM7 97H10V95H7ZM7 97H6V98H7ZM19 97H20V96H19ZM28 97H29V96H28ZM31 97H32V96H31ZM50 97H51V95H50ZM59 97H60V98H59ZM66 97H65V99H66ZM71 97H72V96H71ZM71 97H70L69 99H71ZM75 97H76V96H75ZM130 97L132 98V96H130ZM173 97H174V96H173ZM186 97H187V96H186ZM186 97H185V98H186ZM192 97H194V96H192ZM192 97H189V96H188V98H192ZM196 97H197V96H196ZM198 97H200V96H198ZM23 98H24V96H23ZM32 98H33L34 100L32 101L31 105L33 104V106L36 107V108L32 107L33 109H37V110H38V111H35V112H36L35 114H36V116H37V112H41V110H42L43 108H45V107H43L44 105L42 104V109L40 108L41 106H39V108H37L38 105H39V103H37V104H38V105H37V104H36L37 101H35V98H34V97H32ZM68 98L65 100L66 102H68V101H67V100H69ZM88 98H89V97H88ZM102 98H103V97H102ZM102 98H101V100H102ZM202 98H203V97H202ZM202 98H201V99H202ZM16 99H17V98H16ZM16 99H15V100H16ZM20 99H22V98L20 97L19 99H17V101L19 100V102H20ZM27 99H28V98H27ZM29 99H30V98H29ZM55 99H57V98H55ZM63 99H64V98H63ZM63 99H61L60 103L62 102ZM79 99H80V98H79ZM86 99H87V98H86ZM89 99H90V98H89ZM103 99H104V98H103ZM181 99H182V98H181ZM181 99H180V101H181V102L184 101V103L186 104V101H185L186 99H185V100H183V99L181 100ZM193 99H195V97H194ZM196 99H197V98H196ZM201 99L199 98L198 100L200 101ZM7 100H8V99H7ZM7 100H6V102H7V103H6V106H7L8 108H11L10 110L12 111V113H11V111L9 112L8 116H9V115H12V116H13L15 113H20V114H21V110H19L20 112H17V111H18V109H21V107H23V106L21 105L23 101L20 102L21 104L18 103L21 107H20V108L17 107L18 109H17V111L15 112V110H14L13 107H12V105H10V102L8 103ZM10 100L12 101L13 99H9V101H10ZM22 100H23V99H22ZM24 100H25V99H24ZM80 100H81V99H80ZM101 100H99V101L101 102ZM104 100H106V99H104ZM144 100H145V99H144ZM164 100H165V99H164ZM173 100H171V98H170V100H168V101H170V102H168V101L165 100V103H166V104L163 103L164 101L161 102L162 105H163L162 108H164V107H169V106L171 105V104H169V103H171V102L173 103V102H174ZM198 100H196V101L193 100V101H194V102H197ZM202 100H203V102H206L204 98H203ZM202 100H201V101H202ZM34 101H35V105H34ZM69 101H70V100H69ZM77 101H79V100H77ZM99 101H98V102H99ZM108 101H109V99H108ZM110 101H111V100H110ZM148 101H149V100H147L146 102L143 101V103H146V105H147V104H149ZM176 101H175V102H176ZM178 101H179V100H178ZM178 101H177V103H180V102H178ZM189 101H191V100H189ZM14 102H15V101H14ZM28 102H29V101H28ZM71 102H73V101H71ZM71 102H69V103H71ZM81 102H82V100H81ZM83 102H84V103H83ZM83 102H82V104L87 103L86 100L83 101ZM106 102H107V100H106ZM130 102H133V100L130 101ZM140 102H141V100H140ZM147 102H148V103H147ZM150 102H151V100H150ZM152 102H153V101H152ZM167 102H168V105H167ZM3 103H4V102H3ZM16 103H17V102H16ZM16 103H15V104H16ZM23 103H25V102H23ZM60 103H58V104H60ZM63 103H64V104H62V105H65V102H64V101H63ZM73 103H74V102H73ZM143 103L141 102V103L139 104V106H138V109H136V111H138L139 116H140V113H139V112L141 111L140 106L142 107ZM161 103H160V104H161ZM184 103H181L180 105L183 107L182 104H184ZM188 103H189V102H188ZM191 103H193V102H191ZM4 104H5V103H4ZM7 104H9L10 106L7 105ZM26 104H27V103H26ZM88 104H89V103H88ZM105 104H106V103H105ZM108 104H110V102H109ZM132 104H133V103H132ZM152 104H153V103L149 104V106H150V105H151V107L153 106V108L150 107V109H154V105H152ZM164 104H165V105H164ZM173 104H174V103H173ZM175 104H176V103H175ZM175 104H174V105H175ZM202 104H203V103H202ZM207 104H208V103H207ZM207 104H206V106L209 105V104H208V105H207ZM214 104H215V103H214ZM214 104H213V105H214ZM217 104H219V103H216V105H217ZM16 105H17V104H16ZM36 105H37V106H36ZM80 105H81V104H80ZM80 105H79V106H80ZM86 105H87V104H86ZM86 105H82V106H86ZM101 105H102V104H101ZM111 105H114V104H111ZM115 105H116V104H115ZM144 105H145V104H144ZM146 105H145V107H146ZM166 105H167V106H166ZM174 105H172V106L174 107ZM178 105H179V104H178ZM192 105H193V104H192ZM198 105H199V104H197V106H198ZM211 105H212V104H210V106H211ZM213 105H212V106H213ZM29 106H30V104H29ZM59 106H60V105H59ZM67 106H68V105H67ZM102 106H105V105L103 104ZM159 106H161V105H159ZM176 106H177V105H176ZM176 106H175V107H176ZM184 106H185V105H184ZM188 106H189V104H188ZM188 106H187V104H186V107H188ZM195 106H196V105H195ZM195 106H194V107H195ZM200 106H202V105H200ZM200 106H199V107H200ZM4 107H5V106H4ZM4 107H3V110L6 108V107H5V108H4ZM24 107H25V106H24ZM65 107H66V106H65ZM99 107H100V106H99ZM109 107H111V106H109ZM143 107H144V106H143ZM143 107H142V108H143ZM182 107H181V109H182ZM186 107H185V108H186ZM208 107H209V106H208ZM208 107H207V109H208V111H209V109H211V107H209V108H208ZM214 107H215V106H214ZM226 107H227V106H226ZM25 108H26V107H25ZM32 108L29 109V107H28L29 110H31ZM107 108H108V105H107ZM111 108H112V107H111ZM111 108H109V109H111ZM147 108H148V107H147ZM147 108H145V109L143 108V110L145 111V113L141 112L142 115L144 114V115H143V119H144V116L147 115V114H146V112H147V110H148ZM188 108H191V106L188 107ZM203 108H204V107H203ZM223 108H224V107H222V109H220V111L224 110ZM1 109H2V106H1ZM28 109L26 108V110H28ZM39 109H41V110H39ZM82 109H83V108H82ZM85 109H86V108H85ZM139 109H140V111H139ZM146 109H147V110H146ZM150 109H149V110H150ZM170 109H171V107H170ZM178 109H179V108H178ZM200 109H201V107H200ZM207 109L205 108V110H206L205 112H207ZM213 109H215V108H213ZM217 109H218V107H217ZM232 109H233V108H232ZM3 110H1V111H3ZM22 110L24 111V108H22ZM29 110H28V111H29ZM70 110H72V109H70ZM149 110H148V111H149ZM163 110L165 111L164 114H165V116H166V114H167V112H168V111H166V110H169V109L164 108ZM163 110L160 109L161 112H160V111H159V112L162 113V112H164ZM171 110H172V109H171ZM171 110H170V111H171ZM173 110H176V108H174ZM179 110H180V109H179ZM195 110H196V109H195ZM215 110H216V109H215ZM215 110H214L213 112L216 114V111H215ZM218 110H219V109H218ZM227 110H228V109H227ZM1 111H0V112H1ZM23 111H22V114L24 115L26 111H25L24 113H23ZM43 111H45V110H43ZM43 111H42V112H43ZM46 111H49V109L47 108ZM46 111H45V112H46ZM50 111H51V110H50ZM50 111L47 113V114H49V115L45 116L46 114H45V115L43 114V115H44L43 117H48V116L53 117V116L51 115V114H53V113H52V111H51V113H50ZM74 111H75V108H74ZM84 111H85V110H84ZM130 111H131V110H130ZM153 111H154V110H153ZM184 111H185V110H184ZM188 111H189V110H188ZM190 111H191V109H190ZM198 111H199V109H198ZM202 111H203V113L205 114L204 110H202ZM211 111H212V110H211ZM232 111H233V110H232ZM4 112H5V111H4ZM29 112H30V111H29ZM31 112H33V111H31ZM31 112H30V113H31ZM42 112H41V113H42ZM72 112H73V111H72ZM75 112H78V111H75ZM128 112H129V111H128ZM128 112H127V113H128ZM131 112H132V113H131ZM131 112H129V115H132L133 112L136 113V115H137V112H135V111H131ZM173 112H174V111H173ZM173 112H172V113H173ZM176 112H177V110H176ZM179 112H180V111H179ZM182 112H183V110H182ZM192 112H193V111H192ZM199 112H200V111H199ZM223 112H224V111H222L221 115L223 114ZM13 113H14V114H13ZM27 113H28V112H27ZM43 113H44V112H43ZM70 113H71V112H70ZM79 113H82V112H79ZM79 113H78V114H79ZM147 113H148V112H147ZM150 113H151V111H150ZM160 113H158V114L164 116V114H160ZM172 113H171V114H172ZM189 113H190V112H189ZM189 113H188V114H189ZM210 113H211V112H210ZM217 113H218V112H217ZM224 113H225V112H224ZM227 113H228V111H227ZM227 113H225V114H227ZM229 113H230V111H229ZM229 113H228V114H229ZM0 114H1L0 117L3 116V115H5V113L3 114V112L0 113ZM2 114H3V115H2ZM38 114H39V113H38ZM103 114H104V113H103ZM148 114H149V113H148ZM168 114H170V112H169ZM176 114H177V113H176ZM176 114H175V116L177 117ZM197 114H198V112H197ZM212 114H213V113H212ZM215 114H214V115H215ZM225 114H223V116H224ZM231 114L233 115V112H232ZM15 115H16V114H15ZM25 115H26V114H25ZM28 115H29V114H28ZM39 115H40V114H39ZM69 115H70V114H69ZM72 115H73V114H72ZM72 115H71V116H72ZM106 115H108V113L105 114V115H103V116H106ZM134 115H135V114H134ZM134 115L131 116L130 121H129V122H130V125L133 126V127H132L133 129L131 128V126H128V129L126 130V132H127V133L129 132V134H130L131 132H133V131H128V130H129V127H130V130H135V133H136V135H137L136 137H137L138 140L141 139V138H142V139H146V137H147L146 141H144L145 143L142 142V141H143L142 139H141L140 141L143 143V144H142L143 147H144V145H145L144 148H146V147L148 148V147H149V148L146 149V150H149L150 155H149V156H147L146 154H143V155H145L146 158L149 157L148 160H151V161H152V158H153V156H154V154H153V156H152V153H154V152L156 153V151H153L154 148H155V150H156V149H159V148H156L157 141L154 143L153 140H148V139H150V138H152V137H153V139H154V138H156V137H158V136H155V134H154L155 137H154V136L151 137V134L154 133V132H153V130L151 129L152 132L150 133L149 128H153V129H154V128H155L154 126H156V125H154V123H152L153 125L150 127V126H149V123H148V125H147V124H146V125L149 126V128H148L147 126H145V127H146V128H145V127H144L145 124L141 123V122L143 121V119H142V121H141V119H140V117H139V119H140V122H139L140 125H139V123H137L136 120H134V122H136L138 126H141L142 128H141V127L139 128L138 126H136V127H138L139 129H142V130L139 131L138 128H137V130H136V127H135L136 124L134 125V123H133V124L131 123L132 119H136V118H137V117L134 116ZM149 115H150V114H149ZM173 115H174V114H173ZM178 115H179V114H178ZM237 115H238V113H237ZM12 116L10 117L11 119H12ZM17 116H19V115L17 114L16 117H17ZM21 116H22V115H21ZM33 116H34V113H33ZM36 116H35V117H36ZM40 116H41V115H40ZM71 116H70V117H71ZM80 116H81V114H80ZM100 116L103 117L102 115H100ZM133 116H134V118H133ZM137 116H138V115H137ZM162 116H161L162 119L160 118L161 120H160V119H158V120H160V121H167V120H169V121H170V122H169V125H170L171 120H173L172 118H173L174 116L172 117V115H171V116H168V115H167V116L165 117V119H163ZM190 116H191V114H190ZM205 116H206V115H205ZM223 116H222V117H223ZM14 117H15V116H14ZM14 117H13V119H14ZM28 117H29V116H28ZM28 117H27V119H28ZM51 117L49 118V121H50V126H52V127L48 126V128L50 127V128H53V129H54V128L57 126V123L55 122V120H54L53 118H52V120H50ZM54 117H55V116H54ZM106 117H107V116H106ZM135 117H136V118H135ZM169 117L171 118V120L169 119ZM176 117H175V118H176ZM181 117H182V116H181ZM186 117H189V116H186ZM196 117H198V116L196 115ZM203 117H204V116H203ZM211 117H212V118H215V117L212 116V115H211ZM211 117H210V118H211ZM218 117H219V116H218ZM218 117H216V118H218ZM5 118H7V116H6V117H5V116L3 117V119H5ZM8 118H9V117H8ZM17 118H18V117H17ZM41 118H42V117H41ZM107 118H108V117H107ZM127 118H128V117H127ZM127 118H126V119H127ZM158 118H159V116H158ZM166 118H168V119H166ZM175 118H174V119H175ZM177 118H178V117H177ZM177 118H176V119H177ZM193 118H194V117H193ZM199 118H200V117H199ZM210 118H209V119H210ZM227 118H228V117H227ZM230 118H231V117H230ZM232 118H233V116H232ZM3 119H2V121H3ZM11 119H10V120H11ZM13 119H12V121H13ZM24 119H25V118H24ZM31 119H32V118H30V121H31ZM46 119H47V118H45V120H46ZM55 119H56V118H55ZM97 119L100 120V118H97ZM137 119H138V118H137ZM139 119H138V121H139ZM146 119H147V116H146ZM181 119H182V118H181ZM184 119H185V118H184ZM200 119H202V118H200ZM206 119H208V118H206ZM218 119L221 120L220 117H219ZM19 120H21V119H18L17 122H20V123H21V121H19ZM25 120H26V119H25ZM37 120H38V119H37ZM39 120H40V119H39ZM45 120L42 119L41 121H42V122H43V121L45 122ZM99 120H98V123H97L96 125L94 124V126H93L91 129L89 128V130H86V131H87V132H93V133L95 134V133L98 131V128H97V127H98V124H99V129H102V128L104 127L105 124H103L102 126H100L101 123H103V121H102L103 119L101 118L100 123H99ZM106 120H107V119H106ZM127 120H128V119H127ZM147 120H149V119H147ZM151 120H153V117L151 118ZM177 120L179 121V120H180V117H179V119H177ZM177 120H176V121H177ZM212 120H213V119H212ZM212 120H211V121H212ZM215 120L217 121V119H215ZM215 120H213V121H215ZM220 120H219V121H220ZM224 120H226V119H224ZM4 121H5V120H4ZM8 121H9V120H8ZM8 121H7V125H9V126L14 122V121H13L12 123L9 122V123H10V124H9ZM15 121H16V120H15ZM26 121H27V120H26ZM26 121H25V122H26ZM49 121H48V119H47L46 123H47V122L49 123ZM52 121L55 122V123H53ZM154 121H155V118H154ZM174 121H175V120H174ZM178 121H177V122H178ZM184 121H185V120H184ZM187 121H188V120H187ZM187 121H186V122H187ZM191 121H193V119H192ZM196 121H197V120H196ZM208 121L210 122V120H208ZM226 121H227V120H226ZM228 121H229V120H228ZM22 122H23V121H22ZM27 122H28V121H27ZM35 122H36V120H35ZM39 122H40V121H39ZM42 122H41V123H42ZM44 122H43V123H44ZM145 122H147V121H145ZM145 122H144V123H145ZM151 122H153V121H151ZM151 122H150V123H151ZM172 122H173V121H172ZM186 122L184 123L183 126L188 127V126H187V123H188V122H187V123H186ZM202 122H203V121H202ZM206 122H207V120H206ZM230 122H231V121H230ZM0 123H1V122H0ZM5 123H6V121L4 122V124H5ZM23 123H24V122H23ZM23 123L21 124V126L25 127V126H26V123H25V126L23 125ZM41 123H39L40 125H39V124H38V125L41 126V127H43V129H46L48 123H47V124H45V123L43 124V123H42V125H41ZM52 123H53V125H52ZM161 123H162V122H161ZM173 123H175V122H173ZM173 123H171V124L174 125V126H177V125H175V124H173ZM194 123H195V122H194ZM197 123H198V121H197ZM216 123H218V122H216ZM142 124H143V126H142ZM176 124H178L179 127L182 126V125H180L179 123H176ZM185 124H186V125H185ZM188 124H189V123H188ZM205 124H206V123H205ZM218 124H219V123H218ZM227 124H228V122H227ZM14 125H16V124H13V127H14ZM18 125H19V124H18ZM27 125H28V124H27ZM34 125L36 126L37 124L35 123ZM38 125H37V126H38ZM43 125H44V126H43ZM48 125H49V124H48ZM128 125H129V124H128ZM191 125H192V123L190 124V126H191ZM196 125H197V124H196ZM196 125H195V126H196ZM202 125H203V124H202ZM222 125H223V124H222ZM5 126H6V124H5ZM35 126H34V127H35ZM37 126H36V129L33 127V128L35 129V130H33V132H32V130H31V128L29 127L30 130H29V129H28V130L30 131L31 136H32V133H34V131L37 130ZM59 126H60V125H59ZM115 126H116V125H115ZM115 126H114V128H116V130H117L119 127L117 128V127H115ZM124 126H125V125H124ZM178 126H177V127H178ZM231 126H232V125H231ZM11 127H12V126H10V128H11ZM13 127H12V128H13ZM17 127H18V126H17ZM41 127H39L40 129L38 130V132L41 131ZM95 127L97 128V131H96V128H95ZM125 127H126V126H125ZM134 127H135V129H134ZM143 127H144V128H143ZM160 127H161V126H160ZM163 127H164V126H163ZM177 127H174V128H177ZM186 127H185V128H186ZM197 127H198V126H197ZM225 127H227V126H225ZM225 127H223V128H225ZM228 127H229V126H228ZM10 128H9V129H10ZM19 128H20V127H19ZM19 128H18V129H19ZM26 128H27V127H26ZM48 128H47V129H48ZM50 128H49V130H51ZM93 128H95L94 130H95L96 132L93 130ZM112 128H113V127H112ZM112 128H111V129H112ZM165 128H166V127H165ZM188 128H189V127H188ZM193 128H194V124H193ZM205 128H206V127H205ZM9 129H8V131L10 132V135H12L13 132H11ZM13 129H15V127H14ZM147 129H148V130H147ZM196 129H197V128H196ZM206 129L208 130V128H206ZM215 129L217 130L218 128H215ZM1 130H2V129H1ZM23 130H24V131H23ZM23 130H22V131L25 133V132H26L25 129H23ZM55 130H56V128H55ZM55 130H54V132H56V131L59 130V129H57L56 131H55ZM90 130H91V131H90ZM121 130H122V128H121ZM121 130H120V131H121ZM123 130H125V128H124ZM123 130H122V131H123ZM145 130H146V132H145ZM154 130H156V129H154ZM159 130H160V129H159ZM173 130H174V129H173ZM186 130H188V129H186ZM191 130H193V129H191ZM191 130L189 129V131H191ZM216 130H215V131H216ZM230 130L232 131V128H231ZM230 130H227L228 133H232V132H233V131L230 132ZM2 131H3V130H2ZM17 131H18V130H17ZM20 131H21V130H20ZM47 131H48V130H47ZM52 131H53V130H52ZM114 131H115V130H114ZM118 131H119V129H118ZM138 131H139L140 133L142 132L141 134H145V135H144V136L141 135L140 133H138ZM162 131L164 132V129H163V128L160 130V133H161ZM210 131H212V130H210ZM215 131H214V132H215ZM223 131H224V130L222 129V133H223ZM14 132H15V130H14ZM43 132H44V130H42L40 133H43ZM59 132H60V131H59ZM76 132H77V131H76ZM126 132L123 131V134L126 133ZM212 132H213V131H212ZM15 133H16V132H15ZM15 133H14V134H15ZM20 133H22V132H20ZM20 133H19V137L21 136ZM24 133H23V134H24ZM27 133H28V132H27ZM40 133H39V134H40ZM60 133H61V132H60ZM71 133L73 134V132H71ZM116 133L118 134L119 132H116ZM127 133H126L125 135H127ZM137 133H138V134H137ZM149 133H150V135H149ZM160 133H159V131H158V134H160ZM173 133H174V132H172V134H173ZM14 134H13L12 136H14ZM34 134H35V133H34ZM34 134H33V135H34ZM36 134H37V132H36ZM36 134L34 135V137H36L37 135H39V134H37V135H36ZM47 134H48V132H47ZM50 134H51V133H50ZM50 134H49V135H50ZM89 134L92 135V133H89ZM96 134H97V133H96ZM129 134H128V135H129ZM131 134H132V133H131ZM133 134H134V133H133ZM133 134H132V135H133ZM139 134H140V135H139ZM168 134H169V133H168ZM179 134H182V133H179ZM17 135H18V134H17ZM27 135H28V134H27ZM27 135H26V136H27ZM43 135H45V133H44ZM43 135H42V136H43ZM55 135H56V137H57V135H58V131L55 133ZM73 135L75 136V133H74ZM78 135H79V134H78ZM78 135H77V136H78ZM121 135H122V134H121ZM125 135H122V136H121V139H120L121 141H117L118 139H117V138H114L115 140L117 139V140H116L117 143H116V141H114V140H112V141L109 142V143H111V145H112L113 143H115V147L113 148V149H115V150H112V148L110 147V148H111L110 151H112V155L115 153V156H116V157H115V156L113 157L112 155H110V157H111L110 159L117 158V157H118V156H117L118 154L116 155V153H117L118 151H120L121 153H122V151H123V153H125L124 151L126 150L127 153H128V154L130 153L129 155H131V156L133 155V154H131V152H132V151H133L132 153L135 152L136 149L133 148L134 143L132 142L133 140H135L134 137H133L134 139L131 140L132 144L129 143V144L132 145V148H133L134 150H132L131 145H129L130 148L128 149V145H127L128 143H126L127 148H126V149L123 148L124 150L122 149V147H126L125 144H124V145H120V146H122V147H119V144H118V143L122 144L124 141H126V142H127V141H130V140L128 139V137H126L127 140L125 139V140L123 141V139H124L123 137H125ZM132 135H131V136H132ZM152 135H153V134H152ZM226 135H227V134H226ZM226 135H224V136H226ZM229 135H230V134H229ZM231 135H232V134H231ZM231 135H230V136H231ZM39 136H40V135H39ZM39 136H38V138H39ZM42 136H41V137H42ZM52 136H53V135H52ZM77 136H75V137H77ZM79 136H80V135H79ZM92 136H93V135H92ZM94 136H95V138H96V135H94ZM129 136H130V135H129ZM133 136H135V134H134ZM138 136H140V137L138 138ZM142 136L145 137V138H143ZM173 136H174L175 138L177 137V135L175 136L174 134H173ZM173 136H172V138H174ZM222 136H223V135H222ZM232 136H233V135H232ZM9 137H10V136H9ZM41 137H40V139H42ZM43 137H44V139H45L46 135L43 136ZM48 137H49V136H48ZM58 137H59V135H58ZM60 137H61V136H60ZM60 137H59V138H60ZM104 137H105V136H104ZM107 137H108V136H107ZM115 137H117V135H116ZM119 137H120V136H119ZM148 137H149V138H148ZM160 137H161V136H160ZM160 137H159V138H160ZM179 137H181V135H180ZM226 137H227V136H226ZM11 138H12V137H11ZM32 138H33V136H32ZM46 138H47V137H46ZM50 138H51V137H50ZM53 138L56 139L55 136H54ZM77 138H78V137H77ZM122 138H123V139H122ZM129 138L132 139L131 137H129ZM188 138H190V137H188ZM197 138H198V137H196L195 139L197 140ZM14 139H15V138H14ZM35 139H36V138H35ZM54 139H52V140H54ZM57 139H58V138H57ZM78 139H79V138H78ZM78 139L76 140V138H75L76 143H77L78 141L81 140V139H79V140H78ZM137 139H136V141H137V143H138V140H137ZM157 139H158V138H157ZM161 139H162V138H160V141H161ZM180 139H181V138H180ZM22 140H23V138H22ZM24 140H26V138H25ZM30 140L33 141L32 139H30ZM42 140H43V139H42ZM47 140H48V139H47ZM52 140H49V141L47 142V144H48V143H52V142H53ZM154 140H155V139H154ZM193 140H194V139H193ZM199 140H203V139L201 138V139H199ZM199 140H198V141H199ZM27 141H29V139L26 140L24 143H26ZM38 141H39V140H37V142H38ZM50 141H51V142H50ZM113 141H114V142H113ZM136 141H134V142H136ZM150 141H151V142L153 141L152 144H151V143L149 144ZM160 141H159V142H160ZM165 141H166V140H165ZM175 141L179 142V140H177V139H175ZM34 142H35V141H34ZM34 142H33V143H34ZM42 142L44 143V141H41V143H42ZM54 142H55V140H54ZM60 142H61V141H60ZM80 142H81V141H80ZM80 142H79V145H82V144H83L84 146H85V143H87L86 141H85V143H83V141H82V144H81ZM121 142H122V143H121ZM141 142H139V144H141ZM162 142H163V141H162ZM199 142H200V143H199V146H200L201 141H199ZM12 143H13V142H12ZM12 143H11V144H12ZM17 143H18V139H17ZM28 143H29V142H28ZM38 143H40V141H39ZM45 143H46V142H45ZM61 143H62V142H61ZM66 143H67V142H66ZM146 143H147L148 145H147ZM197 143H198V142H197ZM18 144H19V143H18ZM18 144H17V145H18ZM116 144H118V145H117L118 147L116 146ZM139 144H136V143H135V146H134V147H137V146L139 147V146H140ZM158 144H159V143H158ZM193 144H194V143H193ZM208 144H209V143H208ZM19 145H20V144H19ZM40 145H41V144H40ZM43 145H44V144H42V146H43ZM52 145H54V146H52ZM52 145L50 144L49 148H51V147H54V148H55L56 143H53ZM57 145H59V142H58ZM66 145H67V144H66ZM66 145H64V142H63V145H61V146L66 147ZM83 145H82V146H83ZM111 145H110V146H111ZM136 145H137V146H136ZM181 145H182V144H181ZM203 145L205 146V143H203ZM13 146H14V145H13ZM23 146H24V145H23ZM42 146H41L42 151L44 152V154H46V152H45V150H43V147H42ZM59 146H60V145H59ZM142 146H140V148H143ZM150 146L152 147L153 150L151 149ZM153 146H154V148H153ZM161 146H162V145H160L159 147H161ZM182 146L186 147L185 144L182 145ZM182 146H179V147H182ZM191 146H193V145H191ZM199 146H198V145H194L195 148H193V149H196V148H198ZM33 147H34V146H33ZM33 147H32V148H33ZM45 147H47V146H45ZM71 147H72V146H71ZM108 147H109V146H108ZM163 147H164V145H163ZM177 147H178V146H177ZM201 147H202V146L199 147V148H200L199 151H201V152L198 151L199 153H203L202 151L204 150V147H202V148H201ZM207 147H208V146H207ZM207 147H205V148L207 149ZM210 147H211V149H213V144L210 143L209 148H210ZM228 147H229V146H228ZM228 147H226V145L224 146V148H228ZM10 148H11V147H10ZM27 148H29V147L27 146ZM41 148H40V149H41ZM54 148H51V149H54ZM61 148H63V147H61ZM116 148H118V151H116ZM169 148H170V147H169ZM216 148H217V147H215V149H216ZM35 149H36V147H35ZM37 149H39V148L37 147ZM40 149H39L38 151H41ZM51 149H49V150H51ZM56 149H57V148H56ZM56 149L54 150L55 153H56ZM59 149H60V148H59ZM121 149H122V151H121ZM127 149H128V150L131 149V151L128 152ZM137 149H138V148H137ZM161 149H162V147H161ZM161 149H160V150H161ZM187 149H189L188 146H187ZM201 149H202V150H201ZM206 149H205L204 151H206ZM215 149L213 150V154L215 153V157H216V152H218V154H220V152H222V151L219 152V151L217 150L216 152H214ZM217 149H218V148H217ZM228 149H229V148H228ZM27 150H28V149H27ZM27 150H26V151H27ZM33 150H34V148H33ZM140 150H141V149H140ZM140 150L138 149V150H136V151L140 152ZM142 150H143V151L140 152L141 155H142V153H145V150H144V149H142ZM24 151H25V150H23L22 153H24V155H25L26 151H25V152H24ZM28 151H29V150H28ZM35 151H36V150H35ZM42 151H41V152H42ZM113 151H114V152H113ZM152 151H153V152H152ZM170 151H171V150H170ZM208 151H209V150H208ZM211 151H212V150H211ZM31 152H32V151H31ZM36 152H37V151H36ZM51 152H53V151H50V153H51ZM60 152H61V150H60V151L58 150V153H60ZM63 152H64V150H63ZM89 152L91 153V150H89ZM106 152H107V150H106ZM120 152H118V153H120ZM151 152H152V153H151ZM157 152H158V151H157ZM174 152H175V151H174ZM187 152H188V151H187ZM209 152H210V151H209ZM209 152H208V153L205 152V154H210ZM225 152H227V150H225L224 153H225ZM34 153H35V152H34ZM37 153H39V152H37ZM47 153H49V152L47 151ZM58 153H57V154H58ZM78 153H80V152H78ZM78 153H77V154H78ZM104 153H105V152H104ZM121 153H120V154H121ZM123 153H122V155L119 154V157H120V158H121L122 156L124 157V155L128 157V154L126 155V153H125V154L123 155ZM5 154H6V156L9 155V154L6 153V152H5ZM7 154H8V155H7ZM27 154H28V152H27ZM32 154H33V153H32ZM32 154L30 153V155H32ZM40 154H41V155H40ZM40 154H39V156H41L40 160L44 158L42 163H44V160H45V159H46L45 161H47V159H48V161H51V160H49V158H51V157H48V158H47V157H42L44 154H42V153H40ZM60 154H61V153H60ZM186 154H187V153H186ZM218 154H217V155H218ZM225 154H226V153H225ZM227 154H228V153H227ZM227 154H226V155H227ZM30 155H29V156H30ZM33 155H34V154H33ZM35 155H36V153H35ZM35 155H34V158L31 160L32 162L30 161L29 164L27 163L28 160H30L28 157H27L28 160H25V162L27 161L26 163L24 162L23 159H22L23 161L21 160L22 162H24L25 165L27 164V165H28L27 168H28L29 170H30V168H31V169L33 170V172H35V171H34L35 168H36L35 165H37V168H38V166L42 167L45 163H46L45 166H46V165L48 166V164H49V163L47 164V162H45L44 164H42L41 162H39V163H40V164H39V163L37 162L39 165L36 164V158H35V157H37V156H35ZM37 155H38V154H37ZM46 155H47V154H46ZM46 155H45V156H46ZM48 155H49V154H48ZM48 155H47V156H48ZM50 155H51V154H50ZM54 155H55V154H54ZM143 155H142V156H143ZM25 156H26V155H25ZM27 156H28V155H27ZM39 156H38V157H39ZM142 156H141V157H142ZM155 156H156V155H155ZM177 156H178V155H177ZM181 156H182V155H181ZM181 156L179 155V158H180V159L183 158V157H181ZM186 156H187V155H186ZM189 156H190V155H189ZM203 156H205V155H203ZM206 156L209 157V155H206ZM213 156H214V155H213ZM213 156H212V154H211L210 157H213ZM222 156H223V152H222ZM224 156H225V155H224ZM8 157H9V156H8ZM8 157H7V158H8ZM32 157H33V156H32ZM53 157L56 158V156H53ZM84 157H85V156H84ZM102 157H103V156H102ZM108 157H109V156H108ZM127 157H125L126 160H128ZM129 157H130V156H129ZM137 157H138V156H137ZM150 157H151V158H150ZM174 157H175V156H174ZM208 157H207V158H208ZM215 157H214V158H215ZM217 157H218V156H217ZM7 158H6V159H7ZM22 158H25V157H22ZM76 158H77V161H78V162H79V160L81 159L80 156H79V154H78V157H77V155H76ZM76 158H75V156H74V158L72 157V159H76ZM79 158H80V159H79ZM104 158H105V157H104ZM130 158L133 159V156L130 157ZM134 158H135V157H134ZM189 158H193V159H194L195 157L190 156ZM20 159H21V158H20ZM20 159H18V161H19ZM25 159H26V158H25ZM72 159H71V161H73ZM121 159H122L121 162H120V160H118L120 163H124L123 161H126V160H124V158H121ZM132 159H129V161H127V163L125 162L123 165L121 164L122 167H123L122 170H121V172H122L123 175L121 174V172H119V171H120V167H119V166H120V163L117 162V160H115V159H114L115 161H113L114 163H113V166H112V168L114 167V169L106 170L107 173H110V170L113 171V172H111L110 174H111V177H113V178H111V179H113V181H115V183H116V181L118 180V179H117L118 177L123 178V177H125L126 173H127V175L129 174V173L127 172L128 170H125V169H128L129 167H134V166H133L134 163H135V166L137 167V164L141 161V160L139 159V157H138L137 159L135 158V159H136V162H137L138 159H139L138 163H136V162L134 161L135 159H133V161H134V162H133ZM144 159H145V158H144ZM180 159H178V160H180ZM208 159H210V158H208ZM216 159H219V157L216 158ZM11 160H12V159H11ZM33 160L35 161V164H34V165L31 164V163H34ZM37 160H38V158H37ZM40 160H38V161H40ZM53 160H54V159H53ZM53 160H52V161H53ZM57 160H59V158H57ZM148 160H147V161H148ZM153 160H154V158H153ZM182 160H183V159H181V161H182ZM184 160H185V159H184ZM184 160H183V161H184ZM188 160H189V159H188ZM191 160H192V159H191ZM196 160H197V159H196ZM214 160H215V159H214ZM221 160H222V159H221ZM21 161L16 163V165H17L16 168L19 166V163L21 164L19 167H22V168L25 167V165H24V167L22 166L23 164H22ZM54 161H55V160H54ZM81 161H83V160H81ZM130 161H132L133 164L130 163ZM145 161H146V160H145ZM157 161L159 162V160H157ZM166 161H170V160L168 159V160H166ZM181 161H179V167L181 166V165H180V164H181ZM217 161H218V160H217ZM217 161H216V162H217ZM8 162H9V161H8ZM55 162H56V161H55ZM55 162H53V163H55ZM115 162H116L117 167H118L117 169H116V167H115V166H116ZM148 162H150V161H148ZM148 162H147V166H148V164H149ZM155 162H156V161H155ZM184 162H185V161H184ZM198 162H199V161H198ZM53 163H52V164L50 163L51 166L53 165ZM70 163H72V162H70ZM79 163L82 164L83 162H79ZM79 163H78V165H79ZM118 163H119V165H118ZM150 163H151V162H150ZM153 163H154V162H153ZM217 163H218V162H217ZM30 164L32 165V167H31ZM41 164H42V166H41ZM81 164H80V165H81ZM125 164H127V165L130 164V165H128V166L126 165V167H125ZM131 164H132V165H131ZM144 164H145V163H144ZM144 164H143V166H144ZM154 164H155V163H154ZM166 164H168V166L170 167L169 162L166 163ZM176 164H177V163H176ZM176 164H175V166H176ZM182 164H185V163H182ZM197 164H199V166H201L200 164H202V163H197ZM225 164H226V163H225ZM12 165H13V164H12ZM27 165H26V166H27ZM29 165H30V167H29ZM80 165H79V166H80ZM141 165H142V164H141ZM149 165H150V164H149ZM160 165H161V164H159L158 167H159ZM191 165H192V164H191ZM193 165H194V164H193ZM204 165H206V164H203V166H204ZM47 166H46V167H47ZM51 166H50V167H51ZM104 166H105V169H106L107 164L104 165ZM104 166L102 165V168H103V169L101 168L100 165H99V166L97 165V167L94 166V168H95V169L97 168L98 171L95 170V169H92V170H93L92 173H96V172H97V175H100V171H101V174H102V176H103L104 173L102 172V170H105V169H104ZM108 166H110V165H108ZM145 166H146V165H145ZM13 167H14V166H13ZM19 167H18V169H19L20 171H22V170H21L22 168L20 169ZM43 167H44V166H43ZM50 167L48 166V169H50ZM77 167H78V166H77ZM77 167H76V169H77ZM98 167H100L101 170H100ZM124 167H125V168H124ZM153 167H154V166H153ZM155 167H156V164H155ZM162 167H163V166H162ZM184 167H186V168H184ZM189 167H190V166H189ZM192 167H193V166H192ZM16 168H15V169H16ZM33 168H34V169H33ZM44 168H45V167H44ZM52 168H53V167H52ZM52 168H51L50 170H52ZM109 168H110V167H109ZM147 168H148V167H147ZM147 168H146V169L144 168V169L141 170V171L143 172L144 170H147ZM151 168H152V167H151ZM159 168H160V167H159ZM159 168H156V170L158 171ZM163 168H164V167H163ZM163 168H162V169H163ZM165 168H166V169H165L166 171H169V170H167V169H168V168H167V165H165ZM187 168H188V167H187V164H186L185 166L183 165V170H185V169H187ZM12 169H13V168H12ZM24 169H25V168H24ZM24 169H23V171L21 172V174L25 172L24 175H26L27 178H26V177H22V178H23V179L26 178V179L29 180L30 178H32V177H29V176H31V174L28 173V170H27V169H25V171H24ZM45 169L48 170L47 168H45ZM78 169H79V167H78ZM78 169H77V170H78ZM88 169H89V168H88ZM123 169H124V172H123ZM154 169H155V168H154ZM169 169H170V168H169ZM178 169H179V168L177 167V170H178ZM190 169H191V168H190ZM193 169H194V168H193ZM195 169H197V168H195ZM13 170H14V169H13ZM77 170L75 171V173L77 172ZM94 170H95L96 172H94ZM116 170H117L116 173H120V174H121V175H119L118 177L115 175V174H116V173H115ZM139 170H140V169H139ZM172 170H174V169H172ZM210 170H211V168H210ZM9 171H10V173H11V169H10ZM17 171H18V170H17ZM26 171H27V172H26ZM37 171H38V170H37ZM125 171H126V172H125ZM137 171H138V170H137ZM159 171H160V170H159ZM15 172H16V171H13V172L11 173V174L14 173V175H13L14 177H15V175H16ZM39 172H40V171H39ZM104 172H105V171H104ZM142 172H141V173H142ZM154 172H155V171H153L152 175L155 174ZM201 172H202V171H201ZM16 173H17V172H16ZM27 173L30 174V175H27ZM35 173H37V172H35ZM75 173H74V174H75ZM112 173L114 174L113 176H112ZM158 173H159V172H158ZM161 173H163V171H161ZM17 174H19V171H18ZM74 174H73V175H74ZM110 174H109V175H110ZM124 174H125V175H124ZM146 174H147V172H146ZM156 174H157V173H156ZM24 175H23V176H24ZM68 175H70V174H68ZM75 175H76V174H75ZM75 175H74V176H75ZM94 175H95V174H94ZM109 175H108V176H109ZM117 175H118V174H117ZM157 175H158V174H157ZM16 176H17V175H16ZM39 176H41V175L39 174ZM122 176H123V177H122ZM28 177H29V178H28ZM86 177H87V176H86ZM86 177H85L86 180H84V181L86 182V181L89 179V180L87 181V183H86V184L88 185V184H90V178H88V177L86 178ZM126 177H127V179L129 180L128 176H126ZM126 177H125V179L123 178V179L121 180L122 182L120 181L121 178L118 180V182L120 181L119 183H121L122 185L119 184V183H117V184L115 185V183H113V182L111 181V179H110V181H111V183H112L113 185H115V186H118V184H119V186H124V184L126 185V182L128 181V180L126 181ZM144 177H145V175H144ZM151 177H152V176H151ZM46 178H47V177H46ZM52 178H53V177H52ZM74 178H75V177H74ZM115 178H116V179H115ZM149 178H150V176H149ZM147 179H148V178H147ZM20 180H21V179H20ZM28 180H27V181H28ZM47 180H49V181L51 182L50 178L47 179ZM70 180H71V179H70ZM91 180H92V179H91ZM106 180H107V181H106L105 183L108 182V179H106ZM124 180H125V181H124ZM148 180H149V179H148ZM155 180H156V179H155ZM49 181L46 182V184H47V185L45 184L46 186L43 184V186H44V187H47V189H46V188H43V189H44V193H45V195H46L45 198H47V195H49L48 198L50 199V194H48V192H49L48 190H49V188H51V186H50L51 183H49ZM92 181H93V180H92ZM92 181H91V183L94 182V181H93V182H92ZM161 181H162V179H161ZM182 181H183V180H182ZM19 182H20V181H19ZM69 182H70V181H69ZM88 182H89V183H88ZM154 182H155V181H154ZM41 183H42V182H41ZM123 183H124V184H123ZM127 183H129V182H127ZM135 183H136V182H135ZM135 183L133 182V184H132V185L134 186V188H136L135 185H137V183H136V184H135ZM48 184H49V185H48ZM95 184H96V181H95ZM101 184H102V183H101ZM130 184H131V183H130ZM153 184H154V183H153ZM87 185H86V186H87ZM90 185H91V184H90ZM103 185H104V184H103ZM103 185H102V186H103ZM128 185H129V184H128ZM132 185H131V186H132ZM7 186H8V188H9V185H7ZM43 186H42V187H43ZM71 186H72V185H71ZM91 186H93V185H91ZM147 186H149V185H147ZM5 187H6V186H5ZM72 187H73V186H72ZM72 187H71V188H72ZM87 187H88V186H87ZM98 187H99V186H98ZM141 187H142V186L138 187V189L141 188ZM89 188H91V187H89ZM89 188H88V190H89ZM96 188H97V187H96ZM100 188H101V187H100ZM132 188H133V187H132ZM43 189L39 191V192H40V195H43V194H44V193H43ZM45 189L48 191L47 193H46V190H45ZM69 189H70V188H69ZM72 189H74V188H72ZM104 189H105V188L103 187V190H104ZM108 189H109V188H108ZM90 190H92V189H90ZM90 190H89V191H90ZM98 190H99V189H98ZM103 190L101 189L102 193H103V192H104V193H103V194H102V193L100 194V195H102V196H100V195L98 194V192H97L98 197H97L96 199H97V201H100V202H97V201L95 200V201L97 202V204H98L97 206L95 205V206H96L95 210L99 209V211H100V210L102 209V207H98V206H102V204H103L104 202L102 203L101 201H103L104 197H105L104 200H106V196H107V195H105V194L108 193V192H110V191H111V192L113 191V190H111V189H109L110 191H108V190H106V191L104 190V191H103ZM128 190H129V188H128ZM139 190H140V189H139ZM41 191H42V192H41ZM68 191H69V190H68ZM72 191H73V192H72L73 194L70 192V196H72V195H74V194L76 195V191H75V192H74V190H72ZM137 191H138V190H137ZM4 192H5V191H4ZM39 192H38V193H39ZM94 192H95V191L92 190V193H94ZM105 192H106V193H105ZM115 192H116V191H115ZM117 192H119L120 194H118ZM117 192H116V193H117L119 196H117V194L115 195L114 192H112V193H110V194H112V196L115 195V196L117 197V199L120 200V202H122V201L124 202V201L127 200V199H126L127 197L125 196L126 198L123 197V199H122V201H121V198H122V195H123V194H121L122 191H121V192H120V191H117ZM124 192H127V194H128V192H130V191H124ZM2 193H3V192H2ZM8 193H9V190H8ZM99 193H100V191H99ZM132 193H133V192H132ZM135 193H136V192H135ZM0 194H1V193H0ZM5 194H6V193H5ZM9 194H10V193H9ZM67 194H69V193L67 192ZM71 194H72V195H71ZM94 194H96V193H94ZM75 195L73 196L74 199H75ZM103 195H104V196H103ZM120 195H121V196H120ZM130 195H131V194H130ZM135 195H136V194H135ZM137 195H138V194H137ZM6 196H7V195H6ZM6 196H4V197H6ZM66 196H67V195H66ZM70 196L68 195L69 198H67V200H66V198H65V202H67L68 199H71V198H72V197H70ZM112 196H111V197H112ZM115 196H113L112 201L116 199ZM123 196H124V195H123ZM95 197H96V195H95ZM95 197H94V198H95ZM99 197H101V198H103V199H101V198H99ZM111 197H110V198H111ZM133 197H134V195H133ZM7 198H8V196H7ZM129 198H130V197H129ZM129 198H128L127 201H129ZM139 198H140V197H139ZM2 199H3V198H2ZM5 199H6V198H5ZM18 199H19V198H18ZM42 199H43V198H42ZM124 199H126V200H124ZM132 199H133V198H132ZM132 199H131V201H132ZM21 200H23V198H22ZM79 200H80V199H79ZM107 200H108V201H111L108 197H107ZM107 200H106V201H107ZM119 200L115 201V202H116L115 205H113L114 203L112 204L111 202L108 203V204L110 205V206H108L109 209H110V207L113 209L114 207H116V205L118 206L117 203L119 202ZM2 201H3V200H2ZM2 201L0 202L1 204H2ZM73 201H74V200H73ZM80 201H81V200H80ZM106 201H105V203H106ZM108 201H107V202H108ZM127 201H126V202H127ZM42 202L44 203L43 200H42ZM70 202H71V201H70ZM74 202H75V201H74ZM74 202H72V203H74ZM81 202H82V201H81ZM96 202H95V203H96ZM123 202H122V204H123ZM129 202H130V201H129ZM132 202H133V201H132ZM134 202H135V201H134ZM140 202H142V201L140 200ZM140 202H139V204H141ZM4 203H5V202H4ZM72 203H69V204H68V202H67L68 206H69L70 204L72 205ZM100 203H101V205H100ZM127 203H128V202H127ZM6 204H8V201H7ZM6 204H5V205H6ZM67 204H66V205H67ZM75 204H77V203L75 202ZM130 204H131V203H130ZM134 204H136V203H134ZM137 204H138V203H137ZM5 205H4V206H5ZM41 205H42V204H41ZM71 205H70V207H71ZM78 205H79V204H78ZM78 205H76V206H78ZM112 205H113V206H112ZM119 205H120V203H119ZM125 205H126V204L124 203V206H125ZM128 205H129V204H128ZM131 205H132V204H131ZM0 206H2V205H0ZM6 206H7V205H6ZM68 206H67V207H68ZM120 206L122 207L123 205H120ZM129 206H130V205H129ZM136 206H137V205H136ZM2 207H3V206H2ZM53 207H54V206H53ZM73 207H74V208H71L72 210H73V209H74V210H75V209H76V210L79 209V208H75L74 205H73ZM134 207H135V206H134ZM4 208H5V207H4ZM103 208H104V207H103ZM116 208H117L116 210H118V214H117V211H115V210L113 209V210H114V213L117 214V217H116V216H115V217L118 218V217H119V214H120V217H123V216H121V214L123 215V212H124L125 210H123V212H122V211H121L122 208H121V209L118 208V207H116ZM68 209H69V211L71 210L69 207H68ZM106 209H107V208H106ZM106 209H105V210H106ZM112 209H111V211H110V214L113 213V212H112V211H113ZM119 209H120L121 212L119 211ZM124 209H126V208H124ZM127 209H128V208H127ZM132 209H133V208H132ZM1 210H3V209H1ZM72 210L70 211L71 214L74 213V214L79 215L78 212H77L76 210H75L76 213H75V211H72ZM95 210H94V211H95ZM107 210H108V209H107ZM129 210H130V209H128L127 211H129ZM53 211H54V210H53ZM53 211L51 210V212H53ZM78 211H79V210H78ZM97 211H98V210H97ZM97 211H96V212H97ZM131 211H132V210H131ZM133 211H134V210H133ZM49 212H50V211H49ZM49 212H48V213H49ZM51 212H50V213H51ZM101 212H102V211H101ZM101 212L99 213V215H101V217H102L103 214H101ZM104 212H105V211H104ZM108 212H109V211H108ZM111 212H112V213H111ZM129 212H130V211H129ZM129 212H128V213H129ZM45 213H46V212H45ZM93 213H94V212H93ZM46 214H47V213H46ZM46 214H45L44 218L47 217L48 214H47V215H46ZM51 214H53V213H51ZM74 214H72V215L74 216ZM86 214H87V213H86ZM107 214H109V213H107ZM124 214H126V213H124ZM129 214H131V213H129ZM54 215L57 216V214H54ZM89 215H90V214H89ZM105 216H106V215H105ZM112 216H114V215H112ZM112 216H111V217H112ZM124 216H125V215H124ZM126 216H127V215H126ZM49 217H50V216H49ZM52 217H53V216H52ZM52 217H50V218H52ZM99 217H100V216H99ZM101 217H100V218H101ZM111 217H110V218H111ZM50 218H49V219H48V218L45 219V222H46V220H47V221H48V220L51 221L52 219L50 220ZM54 218H56V217L54 216ZM57 218H58V217H57ZM90 218H92V217H90ZM90 218H89V219L87 218L86 221H89ZM95 218H97V217H93V221H94V220L97 221L98 218H97V219H95ZM102 218H103V217H102ZM107 218H108V217H107ZM132 218H133V217H132ZM11 219H12V218H11ZM22 219H24V218H22ZM103 219H104V218H103ZM105 219H106V218H105ZM105 219H104V222H107ZM121 219H122V218H120V220H121ZM127 219H128V218H127ZM136 219H137V217H136ZM13 220H14V219H13ZM54 220H55V219H54ZM56 220H57V219H56ZM77 220H78V219H77ZM109 220H110V223H112V221H113L114 219H113L112 221H111V219H109ZM133 220H134V219H133ZM17 221H19V220H16V222H17ZM20 221H21V220H20ZM20 221L18 222L19 224H20ZM22 221H24V220H22ZM22 221H21V222H22ZM90 221H92V219H91ZM90 221H89V222H90ZM99 221H101V220H99ZM128 221H129V220H128ZM0 222H1V220H0ZM2 222H3V221H2ZM16 222H15V220H14V223H13V221H12L11 226H10L9 224H6V225H8V227H7L6 225H4V226H0V227H4V228L7 227V228H9V226H10V227H14V229L16 228L15 231L17 232V234H18V233H21L20 235H19V234H18V235H19V236H23V239L25 240V233H23V231H22L20 228H19V230H18V228H17V226H16L18 223H16ZM51 222H52V221H51ZM125 222H127V221H125ZM125 222H124V224H125ZM52 223H53V222H52ZM52 223L49 224V223L46 222V225H47L46 227H49V226H50V228H48V229H49L48 231H49V232H52L53 230H55V231L52 232V233H54V235H56V234L58 233V232L56 233V231H57V230H56V229H57L56 226H57V225L55 224V227H53ZM55 223H56V222H55ZM60 223H61V222H60ZM92 223H93V222H92ZM110 223H109V224H110ZM113 223H114V222H113ZM15 224H16V225H15ZM19 224H18V226H19ZM53 224H54V223H53ZM90 224H91V223H90ZM101 224H102V223H101ZM104 224H107V223H104ZM2 225H3V223H2ZM12 225H15L16 227H15V226H12ZM20 225H21V224H20ZM43 225H44V224H43ZM51 225H52V227H51ZM94 225H96V224H93V225H91V226L94 228V227H95ZM98 225H99V224H98ZM102 225H103V224H102ZM102 225H101V226H102ZM111 225H112V224H111ZM37 226H38V225H37ZM44 226H45V225H44ZM99 226H100V225H99ZM103 226H105V225H103ZM107 226H108V227H111V226H109V225H107ZM105 227H106V226H105ZM52 228H53V229H52ZM55 228H56V229H55ZM120 228H121V226H120ZM120 228H119V229H120ZM124 228H125V225H124ZM9 229H10V231H11V229L13 230V228H9ZM50 229H51V231H50ZM109 229H110V228H109ZM125 229H126V228H125ZM1 230H3V229H1ZM4 230H5V229H4ZM4 230H3V231H4ZM17 230H18V231H17ZM31 230H32V229H31ZM76 230H77V229H76ZM13 231H14V230H13ZM15 231L12 233V235H13L14 233H16ZM21 231H22V232H21ZM32 231H33V230H32ZM45 231H47V230L45 229ZM77 231H78V230H77ZM77 231H75V232L73 233V235H74L75 233L77 234L76 236L74 235L75 237H74L73 235H71L72 237L75 238V244H76L77 240L80 239V235H79V237H78V234H81V233H82V232L80 233V231H78V232H77ZM81 231H82V230H81ZM86 231H87V230H86ZM86 231H85V233H87ZM101 231H102V235L105 234V237L107 236V233H106V232H108L109 234L111 233V232L106 231V230H101ZM103 231H106V232L103 234ZM114 231H115V230H113V232H114ZM11 232H12V231H11ZM30 232H31V231H30ZM49 232H47V234H48ZM98 232H99V231H97L96 233H98ZM122 232H123V231H122ZM0 233L2 234V231H1ZM5 233H6V232H5ZM33 233H34V232H32L31 235H33ZM113 234H115V233H113ZM6 235H8V233H6ZM10 235H11V234H9V237H12V236H10ZM37 235H38V234H35V233H34V236H36V238H35L34 236H32V239H34V238H35V239H38ZM42 235H43V237H44V234H42ZM54 235H51V237L53 238ZM81 235H82V237H83V233H82ZM85 235H86V234H85ZM90 235H92V234L87 233V235H86V237L88 238V241H89L90 238H91ZM102 235H101V236H102ZM28 236H29V235H28ZM38 236H39V235H38ZM66 236H67V235H66ZM101 236L99 235L98 237H101ZM108 236H109V235H108ZM108 236H107L106 238H108ZM114 236H115V235H114ZM13 237H14V239H15V237H17V239L21 238V237L16 236L15 234H14ZM33 237H34V238H33ZM39 237H41V236H39ZM49 237H50V236H49ZM67 237H68V236H67ZM67 237H66V238H67ZM102 237H103V236H102ZM2 238H3V237H2ZM47 238H48V237H47ZM110 238H112V236H111ZM44 239H45V237H44ZM49 239H50V238H49ZM81 239H82V238H81ZM81 239H80V240H81ZM91 239H92V238H91ZM99 239H100V238H98V242L100 241ZM104 239H105V238H104ZM104 239L101 238V241H102V242L105 241ZM113 239H115V237H114ZM12 240H13V238L11 239V242H10V243H12ZM72 240H74V239H72ZM80 240H79L78 243H80V244H84L83 241H82L83 239L81 240L82 242H81ZM96 240H97V239H96ZM96 240H93V241L95 242ZM9 241H10V240H9ZM9 241H8V242H9ZM17 241L20 242V243L18 242V245H19V244L21 245V242H22L23 240H22V241H21V240H17ZM17 241H14V242L17 243ZM33 241H34V240H33ZM38 241H39V240H38ZM40 241H41V240H40ZM40 241H39V242H40ZM86 241H87V240H86ZM93 241H92V242H93ZM6 242H7V241H6ZM8 242H7V243H8ZM39 242H38V243H39ZM84 242H85V241H84ZM92 242L89 243L90 246H91ZM10 243H9V245H10ZM15 243H13V245H14ZM22 243H23V242H22ZM70 243H71V242H70ZM73 243H74V242H73ZM39 244H40V243H39ZM41 244H42V243H41ZM80 244H79V246H80ZM85 244H86V243H85ZM89 244L82 245L83 247L85 246V249H84V250L87 251L86 246H88ZM100 244H102V243H100ZM100 244H99V245H100ZM103 244H105V243H103ZM13 245H12V246H13ZM16 245H17V244H16ZM16 245H15V246H16ZM20 245H19V248H20L19 250L21 251V248H22L23 244H22L21 247H20ZM24 245H25V244H24ZM92 245H94V244H92ZM106 245H107V242H106ZM106 245H105V246H106ZM27 246H28V245H27ZM42 246H44V247H42V248H45V247H46L45 244H42ZM68 246H69V245L67 244V247H68ZM82 246H81V247H82ZM101 246H102V245H101ZM103 246H104V245H103ZM103 246H102V247H103ZM105 246H104V247H105ZM6 247H8V246H6ZM16 247H18V246H16ZM37 247H39V246H37ZM83 247H82V248H83ZM88 247H89V246H88ZM88 247H87V248H88ZM93 247H95V245H94ZM104 247H103V248H104ZM110 247H111V244H110ZM10 248H11V247L9 246V249H10ZM12 248H13V247H12ZM69 248H70V247H69ZM89 248H90V247H89ZM91 248H92V247H91ZM3 249H4V250H3ZM3 249L1 248V250H3L4 253H5V248H3ZM9 249H7V250H8V253H9L8 255H6L7 252H6V254H3V255H6V257L9 256L11 253L13 254V252H16V251H15V248H13L14 250L12 249L13 252H12L11 250H10V251H11V252H10ZM23 249H24V246H23ZM34 249H35V248H34ZM39 249H40V248H38L37 250L39 251ZM74 249H75V247H74ZM95 249H96V247H95ZM95 249H94V252H97V251H95ZM101 249H102V248H101ZM41 250H42V249H41ZM43 250H44V249H43ZM96 250H98V248H97ZM3 251H0V252H3ZM17 251H18V249H17ZM22 251H23V252H21V253H16V255H17V254H20V255L22 254V256H21L22 258H21L20 256H19L20 258L18 257V259H19L20 261L17 259V260H18V261H17L18 263H17L16 261H14V260H10V261H12V262H10V261L7 260V259H5V260L9 261V264H14L15 262H16V264H24L26 261H27L26 264H29V263H28V260H29V261L31 260L32 262L34 261V263L31 262L32 264H39L38 262L35 263V262H36V258H37V257L35 256L36 254L33 256L34 253H31V254H30V253L28 252V253H29L28 255H31L30 257L33 256V258H34V257H36V258L33 259V258H30V257H29V258H27V259H28V260H27V259L23 258V257H24L23 254H27V253H26V252L24 253V250H22ZM28 251H29V250H28ZM35 251H36V250H35ZM88 251H89V250H88ZM91 251H92V253H90ZM91 251H90L88 254H94L93 249H91ZM103 251H104V250H103ZM42 252H43V251H41V253H42ZM83 252H84V251H83V249H82V252H80V254H82ZM37 253H38V252H37ZM41 253H40V254H41ZM88 254L85 253V255H88ZM1 255H2V254H1ZM13 255H14V254H13ZM28 255H26V256L28 257ZM83 255H84V254H83ZM95 255H96V254H95ZM102 255H104V254H102ZM17 256H18V255H17ZM41 256H42V254H41ZM79 256H80V255H79ZM81 256H82V255H81ZM100 256H101V255H100ZM10 257H12V255H10L8 258L10 259ZM15 257H16V256H15ZM42 257H43V256H42ZM2 258H3V257L1 256L0 260H1ZM13 258H14V257H12V259H13ZM16 258H17V257H16ZM16 258H15V260H16ZM38 258H40V257H38ZM21 259H24V261L21 260ZM72 259H73V257H72ZM5 260H1V262H2V261L4 262ZM25 260H26V261H25ZM102 260H103V259H102ZM21 261H23V262H21ZM40 261H41V260H40ZM80 261H82V260H80ZM87 261H88V262H89V261L91 262V260H87ZM93 261H94V260H92V262H93ZM99 261H100V260H99ZM13 262H14V263H13ZM19 262H20V263H19ZM88 262H85V261H84V263H86V264H88ZM95 262H96V261H95ZM101 262H102V261H101ZM1 264H2V263H1ZM5 264H6V263H5ZM78 264H79V263H78ZM94 264H97V263H94ZM99 264H100V263H99ZM101 264H102V263H101Z\"/></svg>",
	"mask_w": 264,
	"mask_h": 264
}]
</instances>
